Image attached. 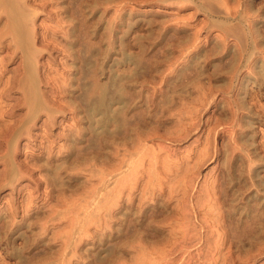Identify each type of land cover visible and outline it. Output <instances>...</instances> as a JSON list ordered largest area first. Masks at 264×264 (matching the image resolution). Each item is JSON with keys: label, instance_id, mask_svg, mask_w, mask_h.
I'll return each mask as SVG.
<instances>
[{"label": "rangeland", "instance_id": "374dc122", "mask_svg": "<svg viewBox=\"0 0 264 264\" xmlns=\"http://www.w3.org/2000/svg\"><path fill=\"white\" fill-rule=\"evenodd\" d=\"M32 1L27 0V2H26V0H25V2H24L21 0V3L22 2L25 3V5H26V7L24 6L25 10H26V8H28V9L31 8L30 9L31 11H32V9L34 10V11H32L33 13L30 11V13H28V14L31 16V19H32L31 21L34 20L33 21L34 22L33 27L36 29V30L34 29L35 30L34 32L35 33L37 32L36 33V39H35V46L37 49L41 50V51L38 50L39 54H37V56H38L37 57V63H35V64H36V68H37L36 69L37 78L39 79L38 90L42 95L41 100H42L44 108H42V110H38L37 113L30 119H28L26 116L24 117V115H23V112H24V114H25V112H28L27 107L25 105H22V104L18 105V102L21 100L20 91H22L21 90L22 88L21 87L19 88L18 85L15 83L16 80L21 79L24 75L22 73L23 70L21 67L24 64L23 63L24 57L19 52V50H15L13 47H11V45L13 46V43H11L8 40L10 38L9 34L8 35L6 34L5 37L3 36L4 39L3 38L0 39V42L2 40V42L0 43V48H1L0 49V58L1 57L3 58V63H0V68H1L0 72L4 71V70H5L4 72H6V73H3L1 76L0 89L2 87L1 86L2 83H4V80H6L5 82H7L9 79L10 85L13 81H14L13 84H16V85H11V87H14V88H10V90H6L7 92H5L4 95L6 96L5 98H7V99H5V100L1 99L2 103H3V101H5V103H3L2 105H3V107L5 106L4 110H6L4 112V115L2 118H3V120H7V123H8V120H10V122L12 123L11 124L9 122L10 125H8L6 133H10L11 131H15L16 134H14V132H11L12 134H10L9 137H7L8 136L7 134L5 135L7 139L8 138L10 139V142H9L10 146H9V153H8L9 160H8V158H7L8 161L6 160L7 161V168H5L6 163L4 162V159L2 161H1V159H2L3 155L6 154L8 146L3 141V139H5V136L3 135V137H2L0 135V138H2V139H0V142L2 141L0 143V145H1L0 148L2 147V149H3V150L0 149V152H1L0 153V172H1L0 173V175H1L0 176V185H2V186H0V264H19V263L22 264L21 260H23V264H62V263L64 264V262H65V264H264V63H263L264 62V53H263L264 51H262V50H264V0H239V1L238 0H224V1L223 0H215V1L214 0H206V1L205 0H185L184 2H187V4L184 3L182 0H180V1L179 0H176V1H174V0H171V1L170 0H112V1L107 0V2H106V0H104L105 2H103V0H93V1L92 0H87V1L83 0V1H81L82 3H80L81 6L79 5V2H78L80 0H32ZM181 1L183 2V4L178 3ZM207 1L208 2L211 1L210 3L213 4L215 7L217 5L219 6V4L216 5V3L220 2V3L224 4V5L220 4V7L222 5L221 8L219 7L220 8L219 10L221 12H219V10L217 8L218 6H217L216 7V10H217L216 13H212L210 8H208V5L205 4V2H207ZM28 2L30 4H28ZM77 2H78V4H77ZM200 3H203L202 7L200 6ZM236 3H237V5H236ZM105 4L107 7L105 6ZM126 4H128V5H126ZM225 5H226V7H225ZM122 6H123V8H122ZM79 8H80L81 12H79ZM116 8L118 9V11ZM223 8H226L228 10L223 9ZM222 11H223V13H222ZM26 12H27V10H26ZM115 13H118V14H115ZM225 13H228V14H225ZM2 15L3 16L1 17V21H0V28L1 29H3V25L5 24V20H6L5 14L3 13ZM179 15L183 16V17H180ZM115 16H118V17L115 18ZM174 16H175V20L173 21ZM184 16H185V18H184ZM99 17H101L102 19L101 18L99 19ZM191 17H193V18H191ZM159 19H163V20L165 19V20L161 21ZM176 19H177V21H176ZM240 19H242V20H240ZM3 20H4V22H3ZM156 20H158V21H156ZM166 20H167V23H166ZM170 20H172V21H170ZM225 21L226 22L228 21L227 24ZM149 22H151V23H149ZM154 22H156V23H154ZM162 22H163V24L165 22L166 25L161 24ZM180 22H181V26H180ZM82 23L85 24L84 27L82 26L83 25ZM168 23H170V24H168ZM176 23L179 25H177ZM149 24L152 26H150ZM158 24H160V25H158ZM184 24H185V26H184ZM200 24H202V25H200ZM86 26H87V28H85ZM161 26L164 28H162ZM173 26L174 27L176 26V27L172 28ZM193 26L196 28L194 29ZM228 26H229V28H228ZM237 26H238L239 30L236 28ZM240 26L242 27L241 29H240ZM184 27H186V28H184ZM199 27L201 28V30ZM81 28H83V29H81ZM230 28H231V30H230ZM153 29H155V30H153ZM188 29H190V31ZM192 29L196 30V32L193 31ZM232 29H233V31L234 30L235 31L233 32ZM81 30L84 32L81 33ZM159 30H161V31H159ZM236 30H238L237 33H236ZM240 30L242 33L240 32ZM248 30H249V33H248ZM227 31H229L231 34ZM243 31H245V32H243ZM156 32L158 33L157 35H156ZM188 32L190 33L189 34L190 36L188 35ZM192 32H193V34H192ZM222 32L225 34H223ZM238 32L240 35H237ZM252 32H254L255 34L257 33L258 35L257 34L255 35ZM83 33L86 34L87 37H86V35L84 37ZM179 33H181V34H179ZM243 33L244 34L246 33V36H244ZM149 34L152 35L153 37L155 36V38H152V36H150ZM173 34H176L177 37H175L176 35L174 36ZM184 34H185V36H184L185 40L184 41H186L185 43L189 44V42H190V45H188V46L183 41V39H184L183 35ZM196 34L198 36H196ZM82 35H83V37L81 38ZM147 35H149V36H147ZM178 35L180 37L182 35V37H181L182 39ZM186 35H188L190 38L189 37L186 38ZM194 35L196 37H194ZM231 35H234V36H231ZM235 35H237V36H235ZM72 36H75L77 38L72 37ZM157 36H158V38H157ZM171 36H172V38H171ZM173 36H174V38H173ZM191 36L193 37V39H195V38L197 39V40H195V42H194V40H192L194 44L193 43L191 44V42H192V41H190L192 39ZM50 37H52V39ZM258 37H260L261 39ZM165 38H167V39H165ZM236 38H238L239 40ZM249 38H250V40H249ZM255 38H257V39L255 40ZM82 39L83 40L86 39L87 43L81 44L82 42L85 41V40L82 41ZM179 39H181V40H179ZM10 40H11V38H10ZM48 40H50V41H48ZM79 40H80V42H79ZM3 41H5V42H3ZM88 41H90L91 44H90V42L88 44ZM172 41L174 43H176V41H177L176 44L179 43V45H182V44L183 45L182 46L177 45L176 46L177 48H175V46H174L175 44ZM241 41H242V43H241ZM52 42H54V43L52 44ZM78 42H79V44H81L82 47H80V45L78 46ZM9 43H11V44L9 45ZM55 43H57V44H55ZM76 43H77V46L80 48H78L76 46ZM5 44H8V45H5ZM84 44H86V45H84ZM95 44H97V45H95ZM140 44L141 45L143 44V45L141 46ZM256 44H258V46ZM108 45H109V47H108ZM168 45H169V47H168ZM88 46L90 48L92 46V48H91L92 51H90V48ZM64 47H65V49H64ZM140 47H143V49H141ZM178 47H180V48H178ZM194 47H195V49H194ZM257 47H259V48H257ZM82 48L85 51L88 49V51L85 52L87 54L89 52L93 53V56H91L90 53L88 55L83 53L86 56H89V57L91 56V58H92L91 59V58H88L85 56L86 60L88 59L87 62L84 61L85 63H87L86 65L83 62V60H82V62L80 61L83 58H79V57H81L79 54L82 53L81 52ZM96 48H99V49H96ZM183 48H184V51H183ZM223 48H224V50H226L225 51L226 53L224 52ZM11 49L12 50L14 49V50L12 51ZM93 49H96V50L94 51ZM190 50H194V51H190ZM206 50L211 52V53L207 52ZM212 51H213V53H212ZM15 52H17V54H15ZM95 52H97V53H95ZM179 52H181V53H179ZM215 52H219V53H215ZM241 52H243V53H241ZM186 53H188V54H186ZM163 54H164V56H163ZM197 54H198V56H197ZM211 54H214V55H211ZM18 55H20L19 56L20 58L18 57ZM179 55L180 56L182 55V58ZM176 57H178L179 59ZM95 58H96L97 63H96V61H94ZM166 58H168V59L170 58V59L168 60ZM205 58L207 60H205ZM239 58L241 60H239ZM6 59L9 61L6 62ZM197 59H199L198 62L196 61ZM166 60L169 62H167ZM93 61L95 63V66H94ZM124 61H126V62H124ZM89 62L91 63L90 65H88ZM254 63H256V64H254ZM68 64H69V66H68ZM70 64H72V65H70ZM97 64L98 65L100 64V66H98ZM91 65L94 67H91ZM134 65L136 66V70H138V71L134 70V68H135ZM145 65H146V68H145ZM84 66H85V68H89L87 70L91 69L92 74L89 71L88 72L90 73V75L86 74L87 71H85L86 69L84 68ZM137 66H139V67H137ZM143 66H144V68H142ZM94 68L97 72L94 70ZM231 68L233 69V71ZM79 69L81 71H85V72H81ZM147 69H149V70H147ZM255 69L257 71H255ZM258 69H259L260 73H259ZM17 70L19 72L20 71L21 72L19 73ZM194 70L195 71L197 70V72H195ZM261 70L263 71V73ZM185 71L188 72V74ZM219 71H220V75H216V73L219 74ZM15 73L19 74L18 75L19 77L17 75H15ZM82 73H84L85 76L83 75V77H85V78L82 77ZM135 73H137V74H135ZM198 73H200V75H198ZM261 73H262V75H261ZM49 74H51V75H49ZM121 74H123L124 76L122 75L123 76L122 77ZM129 74H131V75L135 74V75H133V77L130 75L132 77V78H130ZM208 74H209V76H208ZM91 75H94V76H92V79H91ZM116 75H118V76L120 75V76L118 77ZM192 75L194 76V78L196 80L193 78ZM212 75H214V76H212ZM79 76H80V78H79ZM135 76H137V77H135ZM181 76H184V77H181ZM198 76H200V77H198ZM7 77H8V79H6ZM114 77L116 78L117 81L115 80ZM124 77H126L125 80H124ZM44 78H46V79H44ZM121 78H122L123 82H121L122 81ZM138 78H139V80H138ZM180 78H181V80H180ZM87 79L91 80V81H89L90 83L87 81ZM94 79H96V80L94 81ZM77 80H80V81L85 80V82L79 83V81H77ZM129 80L130 81L134 80V82H130ZM164 80L166 83L164 82ZM168 80H172L170 82V84H169ZM173 80L176 84L179 82L177 84L179 86L184 81H185V83L187 81V84H185V83L182 84V85H184V87L183 86L180 87L181 89L183 87V89H182L183 91L181 90L183 93L179 91L180 90L179 86L177 87V85L173 82ZM57 81L60 83H58ZM111 81H113V82H111ZM127 81H129L130 83H128ZM190 81H191L192 85L190 84ZM91 82H93V84ZM115 82L118 83L119 85H117ZM125 82H126V84H125ZM78 83L80 86H82L81 88H79L80 86L78 85ZM85 83H87L88 86H90L91 84L93 86H95L96 84H98V85H96L97 88H96V86L95 87L90 86L88 88V86L85 85ZM94 83H95V85H94ZM114 83H115V85H113ZM132 83L134 84L133 85L134 88L132 86ZM171 83H173V84H171ZM60 84H62V85L64 84L63 86H65V84H68L69 86L66 85L65 88L62 86L63 88H61ZM81 84H84L88 90L84 87V85H81ZM99 84H101V85H99ZM193 84H195V85H193ZM200 84H203V85H200ZM40 86H41V88H40ZM100 86H101V88H100ZM227 86H228V88H227ZM57 87H60V88L57 89ZM66 87H67V89H66ZM83 87L85 88V90H83ZM128 87H129V89H128ZM169 87L172 89H170ZM98 88H100L99 89V95H98V93L97 94L95 93L98 91ZM173 88L174 89L176 88L177 90L173 91V93H172ZM80 89H82V90L80 91ZM89 89L92 90V92ZM102 89H103V91H102ZM109 90L110 91L112 90V91L109 92ZM128 90H131V91H128ZM44 91H47V92H45V94H44ZM48 91L50 94L52 91H54V92H52V93H54V95L51 94V96H50ZM83 91H84V93H83ZM113 91H115V92H113ZM177 91H179L180 93ZM103 92L105 94H108L109 96L113 92L117 96L120 95V97L123 98V100L125 99L124 101L130 100L129 102L127 101L129 104L127 102H123L122 105H121V103H118L115 101L109 103L110 110L112 109L111 111H117L118 118H119L118 120H120V119L121 120H127L129 118V116H133V115L134 116L132 117V119L135 118V119H133L134 121L130 119L131 117L128 119V121L129 120L131 121V122L129 121L130 122L129 124L133 125V122H134L135 125H133V126L129 125L128 122L126 124V121H125L124 123L127 125L125 127V126H123L124 123H122L123 124L122 125L121 120L119 121L120 124L122 125V126H120V127H122V128H120L121 130L130 131L132 128L134 130H131L130 132L127 131V133L123 131L121 134H113V133L107 131V132H109L108 134L111 135V137H108V139L111 138L110 141L108 140L107 142H104V141L102 142L100 137L97 136V134L98 133L100 134L102 129H105V128H107V130H109L111 128L110 131L113 132V128L115 129V127L112 125H115V123L114 124L108 123L109 125H107V126H109V128L106 126H103L102 122H99V118H100L101 114L100 113H98V114L92 113L93 109L91 106H94V105L93 104L89 105L92 102L91 99H93L95 97V94L100 96L101 94H103ZM118 92H119V94H118ZM167 92H169V93H167ZM174 92H176V93H174ZM202 92H203V94L201 95ZM258 92H260V93H258ZM46 93H47V96H46ZM55 93H56V95H55ZM65 93H67V94H65ZM91 93H92V95H91ZM154 93H157V95ZM223 93H224V95H223ZM237 93H239V94H237ZM6 94H8V95H6ZM161 94H163V95H161ZM165 94H166V96H165ZM43 95H44V97L46 96V98L48 99V102H47L46 98H43ZM123 95H124V97L126 96L127 99H126V97L125 98L122 97ZM167 95L169 98H171V100H170L171 102L169 101ZM199 95H201L200 97L203 98L202 99L203 100L202 106H199V102L201 101L200 100L201 98L199 97ZM54 96L56 98H54ZM73 96H75V98L77 100H75V98ZM77 96H79V97H77ZM83 96L84 97L87 96L86 97L87 99L86 98L84 99ZM128 96H130V98ZM138 96H140V97H138ZM157 96L160 98L157 99ZM182 96H183V99L181 100ZM16 97H18L20 99H18ZM51 97H53L57 102L59 100H61V101H59L57 104V102ZM132 97L135 98L134 99L135 101L132 100L133 99ZM143 97H145V98H143ZM151 97H152V99H150ZM164 97L166 99H168V102L166 99H164ZM184 97H186V99ZM57 98H59V100H57ZM72 98H73V100H72ZM178 98L180 101L178 100ZM49 99H53L56 103L55 105H57V106L59 104L60 105L62 104V105L61 106L59 105L60 107L56 108L57 106H54V103H53L54 101L49 100ZM143 99H145V100L149 99V103L147 102L148 100H146L147 103H145L143 101ZM156 99L159 101H157ZM160 99L162 100V102ZM173 99H174V102H173ZM195 99H196V101H195ZM78 100H79V102L80 101L81 102L78 103ZM87 100L90 101L88 104L84 102ZM165 100H166V103H164ZM15 101L17 103H15ZM177 101H178V104H177ZM186 101L187 102L190 101L191 103L190 102L187 103ZM234 101L235 102L240 101L241 103L240 102L239 103L241 106L239 105V103H235ZM137 102H139L140 105H138L139 103L137 104ZM193 102H196L197 104H195V103L193 104ZM6 103H8V104L10 103L13 105H10V104L8 105ZM81 103L85 107L82 106ZM124 103H125V105H124ZM130 103H131V105H130ZM160 103L163 104V106ZM180 103H181V105H180ZM242 103L245 106L244 105L242 106ZM86 104L91 108L90 109H89V107L87 108ZM115 104L120 109H118V107ZM152 104H154V105H152ZM155 104H157L159 107ZM73 105L75 107L79 105L80 107H78V109H77ZM123 105L125 106V108L128 107L126 114L124 112L122 114V110H123L122 108H124ZM127 105H130V106H127ZM133 105H135V107H136L135 109H137L138 112L141 110L140 113H136L137 111L135 109H132ZM195 105H197V106L195 108V112H193L194 111L193 108L195 107ZM200 105H201V102H200ZM15 106H19V107L15 108ZM66 106H68V107H66ZM191 106H194V107L192 108ZM231 106H233V107H231ZM235 106H236V108H235ZM238 106H240L242 108H239ZM49 107H52V109H50ZM53 107H55V108L53 109ZM82 107H83V109H82ZM143 107H144V110H143ZM152 107H154V110L155 109L156 110L154 111ZM84 108H87V109L85 110ZM115 108H117L118 110ZM147 108H149V109H147ZM159 108H160V110H158ZM174 108H176V109H174ZM88 109L91 112V114L89 111H87ZM76 110H77V114H76ZM82 110H84V111H82ZM189 110H191L192 112H190ZM8 111H9V113H8ZM11 111L13 112V114ZM46 111L48 114L45 113ZM129 111L130 112L132 111L133 113H130ZM151 111H154V112H151ZM156 111H157V114H156ZM165 111L167 114L165 113ZM196 111H198V112H196ZM84 112L85 113L89 112V113L85 114ZM6 113H8L11 116H9ZM83 113L85 115H83ZM149 113H151L152 116L154 114V119L151 116V114L149 115ZM71 114L74 118L71 116ZM87 114H89V119L90 118L92 120L94 118L96 119V120L95 119L93 120V125L91 122L92 120L90 119L91 120L90 121L88 119ZM143 114L145 115V117ZM20 115H23V116H20ZM121 115L125 116V117L128 116V117H126V119H125V117H123V119H122ZM135 115H137V116H135ZM148 115L151 117H149ZM176 115L180 118V120L182 118H184V116H185V118H184L185 121L182 123L183 126L181 124L183 119H182V121H180ZM83 116L84 117L86 116L85 120H84ZM98 116H99V118H98ZM160 116H163V117H160ZM20 117H21V119H23V117H24V119L21 120ZM81 117L83 120L81 119ZM92 117H94V118H92ZM136 117H138V119ZM13 118L16 120H14ZM86 118L88 119V121ZM141 118H145L146 121L144 119H141ZM148 118H149V120H147ZM160 118H162V119H160ZM153 120H157V121L153 122ZM190 120H192V121H190ZM14 121L15 122L17 121L16 123L20 124V125L16 126L17 124ZM137 121H140V122L138 123ZM177 121H180L179 122L180 124L177 123ZM87 122H89V123H87ZM135 122H137L138 124H136ZM144 122H146V124H148L150 131L148 128H145L146 131H145V129L141 130L140 126L142 128L147 127V125L144 124ZM149 122H151V124H152L151 126H150ZM156 122H159V123H156ZM98 123H100L101 125H99ZM140 123L142 125H140ZM174 124H175V126H174ZM191 124H192V126H191ZM12 125H15V126L12 127ZM90 125L92 126V130H90L91 129ZM100 126H101V128H100ZM190 126L192 127L193 130L191 129ZM9 127H12V129H14V130H12L11 128L9 129ZM188 127H190V128H188ZM30 128H31V130H29ZM83 128H85V130ZM93 128H94V130L97 128H100V131H98L96 133L97 130H95V132H94ZM19 129H20V131H19ZM135 129H137V131ZM138 129H140L141 132H143L142 135L139 134L141 132L138 131ZM178 129H179V132H178ZM9 130H10V132H9ZM23 130H24V133H22ZM80 130H82V132ZM26 131H27V134L25 133ZM91 131H93V132L91 133ZM133 131H135L136 133ZM184 131L186 133H184ZM89 133L92 135H90ZM128 133L130 135L127 136L128 138L126 139L125 137ZM179 133L181 134V137H180ZM20 134L22 136H19ZM77 134H79V135H77ZM133 134H135V136H133ZM143 134H145V135L143 136ZM148 134L151 137H147ZM151 134H153V135H151ZM65 135H67V136H65ZM116 135H118V136H116ZM136 135L137 136L139 135L138 139H140V140L143 139L142 136L144 137L143 141L141 140L143 143L145 141L144 145L140 144L138 142L140 140H138L136 138L137 137ZM34 136H36V137H34ZM95 136H97L98 138L97 137L95 138ZM115 136L117 137L118 140L116 139ZM132 136L134 137V139H132L133 138ZM114 138L117 140V142L115 141ZM130 138L134 142L132 140H130ZM178 138H180V139H178ZM88 139H90V140H88ZM92 139H96L95 142H97L98 145L94 144V140L92 141ZM121 139L122 140L125 139L124 141H126V140H128V141L124 142ZM135 139H136V141L138 140L137 142L140 145L136 144L137 146H135V144H133V143H137L135 141ZM111 140H113L112 143H111ZM84 141L86 142V145H88V146H86L84 144L85 143ZM89 142L92 143L93 146L97 145L100 148L96 147V150H94L95 147L93 148V146H90L92 144L89 145ZM114 142H116V143H114ZM119 142H121L123 145L125 143L127 147L122 146V144ZM17 143H18V145H17ZM49 143L52 145H49ZM99 143H100V145H99ZM104 144L107 146H105ZM128 144L130 147L128 146ZM130 144H132V146ZM43 145H45V148H43L44 147ZM47 145H49V146H47ZM68 145H69V148H68ZM71 145H73V146H71ZM52 146H54V147H52ZM134 146H135V148H134ZM49 147L52 149H50ZM55 147H56V149H55ZM61 147L63 148L64 152H62ZM77 147L78 148L80 147V149H79L80 151L82 150V147L85 149L87 148L86 153H84L85 152L84 149H83L84 151L83 150L81 152L78 151ZM102 147L105 148L106 151ZM107 147H108V150H107ZM112 147H114V149ZM123 147L128 151L126 152ZM137 147H140V148H137ZM13 148H15V149H13ZM143 148H144V150H143ZM45 149H47V150H45ZM64 149H66V150H64ZM89 149H92V150H89ZM98 149L99 150L103 149L104 151L100 150V152H99ZM109 149H112V151L116 150L115 154H116L117 149H118L119 150L118 152L122 153L121 154L122 160H121L120 155L118 153H117V155H119V157H117V155H115V154L114 155L112 154L113 155L112 156L111 153H113L114 151L110 152L111 150H109ZM130 149L133 151V153ZM150 149L153 150L154 153H151L153 151H151ZM137 150H138V152H137ZM149 150H150V153L148 154ZM201 150L204 151V153ZM50 151L51 152L53 151L54 152V153L52 152L53 155L54 156L56 155V156L54 157L52 155V153H50ZM145 151H147V153ZM48 152H49L50 158H52L51 161L56 162V163L51 162L52 164H54L55 166L56 165L59 166V164H60L58 162L59 157H60L59 159H61L59 161L62 162V164L64 163L63 165L60 164L61 167L63 166L62 169L59 171L60 175H58V174L55 176L53 174L50 175L49 172H46V170H44L45 168L44 169L41 168L43 166V164L46 165L47 160L49 161V159H50L49 156L47 155ZM56 152L59 154H57ZM107 152H109V155ZM42 153H44L46 155H43ZM75 153H76V155H75ZM105 153H107L106 156H105ZM141 153H142V155H145L146 157L142 156ZM82 154H84V155H82ZM152 154H153V156H152ZM110 155L113 158L110 157ZM125 155H127L128 157H125ZM136 155H137V157L140 158L139 162H143L142 164L140 163L142 168L144 167L143 169L142 168L140 169L141 166L139 165V162L137 161L138 158L136 157ZM157 155L160 157L161 160L159 159V157ZM100 156H103V157L100 158ZM108 156L111 159H109ZM114 156H116V157H114ZM28 157L31 159L33 158V159L31 160ZM46 157L49 159H47ZM91 157H93V158H91ZM104 157H106L105 158L106 160H104L105 165H104V162L102 161ZM124 157H125V159L128 158L129 162L126 161L124 159ZM197 157L199 158V160ZM15 158L18 161L15 160ZM38 158H39V160H38ZM63 158H64V160H63ZM84 158L87 160H85ZM117 158L119 159L118 162H116L118 160ZM133 158H135V159H133ZM170 158H172V159H170ZM55 159H56V161H55ZM146 159H147V161H146ZM29 160L33 161V163L35 162L34 164L36 166L31 162L29 164ZM40 160H42V161H40ZM45 160H46V162H43ZM107 160H108V164H111L110 163L111 160H112V163L116 160L115 161L116 163H113L114 166L110 165L112 167L111 170H110V167L108 170L109 165L106 163ZM120 160L122 162V165L124 164L126 167L124 165H123L124 167L122 165H120L121 164ZM124 160L128 163L125 164L126 162ZM134 160H136V162L138 163L137 166H135L136 162H134ZM143 160L146 162H148V160L149 161L151 160V162L146 163ZM152 160L155 161L154 162L155 164L153 163ZM162 160L164 161V163ZM166 160H167V163L165 164ZM200 160H202V161H200ZM66 161H67V163H66ZM70 161H72V162H70ZM159 161H160L162 166L164 165L166 167L159 166L160 165V164H158ZM202 162H203V164H202ZM17 163H19V165H21V166L19 167V165ZM41 163H42V165H40ZM69 163H71V164H69ZM77 163H79V164H77ZM131 163L135 164L134 167H137V168L136 169L133 168ZM8 164H10V165L8 166ZM24 164L26 166H29V167H27V168L24 167L25 166ZM167 164H169L170 167L173 166L174 168L172 167L170 170V167H168ZM189 164H190V166H189ZM32 165H34L33 166L34 168L32 167ZM37 165L38 166L40 165V167L37 168ZM66 165H68V168L71 167L70 171L68 168H67V170H65ZM115 165H117V166L115 167ZM118 165L120 168L118 167ZM129 165L131 166L132 169H130ZM152 165L154 168L151 167ZM22 166L24 169H27V172L23 171L24 169L22 168ZM74 166H75V169H74ZM104 166L107 167V170L111 171V172H112L113 167H114V170H113L114 174L106 171L105 170L106 168ZM145 166H147V168ZM8 167L10 168V170H7ZM121 167H122V170H119V169H121ZM156 167H158V169ZM159 167L161 168V170ZM248 167H250V168H248ZM21 168L23 170H21ZM30 168H32L34 170L33 171L30 170ZM148 168H149V170L153 169L154 171H156V173H153L155 175L150 174L153 172L152 170H150V171H152L150 173H148V172L146 173L144 171V170L149 171ZM163 168L165 170H163ZM167 168H169V170ZM72 169H74L75 171ZM185 169H187V171ZM228 169H229V171H228ZM5 170H6V173H5ZM28 170H29V173H28ZM128 170L129 171L132 170L134 173V176L132 174V171L129 172ZM159 170L161 171V176H159L160 175ZM174 170L178 173H176ZM181 170H182V172H181ZM8 171H10V172L8 173ZM114 171H117V172H114ZM141 171H143V172H141ZM168 171H171V173ZM172 171H173V173H172ZM102 172H103V174H102ZM107 172L110 174H108ZM127 172H129L128 174L131 173L133 176L131 179L130 175H129L130 177L128 178V176H127L128 174L127 175L125 174L126 178H128V181H126L124 179V177L123 178L121 177V174H124ZM135 172H137L136 176H135ZM157 172L159 174H157ZM164 172H166V173H164ZM142 173H143L144 179H143V177H139L140 174H141L140 176H142ZM163 173L165 175H162ZM48 174L50 177H48ZM144 174L149 175V176L147 177ZM175 174H176V176H175ZM115 175H116V177H115ZM157 175L159 177H157ZM5 176L10 177V181L7 180L5 182V184H3ZM21 176H22V178H21ZM51 176H52V178H51ZM53 176H54V178H53ZM58 176H60V177H58ZM122 176H124V175H122ZM145 177H147L148 181L145 180ZM155 177L157 179H154ZM46 178H51L54 180L56 178L57 179L54 182V180L50 181V179L48 180ZM168 178L169 179L171 178V179L169 180ZM120 179L125 180V183H126L125 186L124 185L122 186L124 181H123V183L121 182V184H119V185L117 184V182H119ZM149 179H151V180L149 181ZM237 179H239V180H237ZM133 180L135 181L136 184L133 183L134 182ZM182 180H183V182H182ZM130 181H132V182H130ZM168 181L170 183H168ZM47 182H49V184ZM51 182H53V183H51ZM144 182H146L147 184L149 182V185L152 187H150L149 185L147 186L146 183H145L146 186H145V184L143 185ZM159 182H160V184L162 182V185H160ZM171 182H173V183H171ZM56 183L58 184V186H55ZM128 183H130V184L128 185ZM131 183H132V185L135 184L136 187L134 185H133L134 187L133 186L129 187L131 185ZM53 184H54V186H52ZM67 184L70 185L69 188H68ZM120 185H121V187L119 188L118 186H120ZM153 185H154V189H153ZM112 186L114 187V191H112L113 190ZM141 186H142V188L144 187L143 189H145V187H146L148 189V193H147V189L144 192V190L141 188ZM54 187H56V188H54ZM162 187L164 190L162 189ZM122 188H125V190L123 189V191H122ZM128 188H130V190ZM151 188H152L153 192L151 191ZM155 188H156V190H155ZM115 189H117L119 192L121 191L120 193H122V194H119V192H117ZM106 190H108V191H106ZM109 190L111 191L110 193H109ZM139 191H140V193H139ZM141 191H142V193H141ZM157 191H158V193H156ZM168 191H172V192L174 191L175 193L168 192ZM106 192H108V193L106 194ZM126 192L127 193L131 192V193H128L129 194L128 195ZM143 192L146 194H143ZM59 193H61V195ZM64 193H67V194L65 195ZM124 193H125V196H124ZM25 194H27V195H25ZM57 194L59 196H57ZM140 194L142 195V197H144V195H145V197H144L145 199L142 197H139ZM155 194L156 195L158 194V195L156 196ZM121 195H123V196H121ZM127 195H128V197H130L129 199L131 201L128 200V197L126 198ZM105 196H106V198H105ZM137 196L139 197V199L137 198ZM235 196H236V198H235ZM29 197H30V199H29ZM133 198H134V200H133ZM140 198H141V200H143V202L141 201L143 204H141V202L139 201ZM109 201H110V203H109ZM115 201H116V203H115ZM26 202H28V203H26ZM105 203L107 206L105 205ZM129 203H131V204H129ZM137 203H139V204H137ZM51 204H53V205H51ZM114 204H116V205H114ZM137 206H139V208ZM252 206L255 207V210H252L253 209ZM125 207H126V209H124ZM127 208H129V209H127ZM139 209L144 210V212H143L144 214ZM217 209H219V210H217ZM251 211H253L254 213ZM255 211H256V213H255ZM56 213H58V214H56ZM107 213H110V214H107ZM215 213L217 215H215ZM254 214H255V216H254ZM261 214H263V215H261ZM105 216H109L110 218L107 219V217H105ZM252 218H254V219H252ZM52 219H53V221H52ZM126 219H128V220H126ZM54 220H55V222H54ZM259 220H260V222H259ZM39 221H41V222L39 223ZM181 222L183 223V225ZM43 223H45V224H43ZM206 223H208V224H206ZM64 224H66V225H64ZM252 225H253V227H252ZM255 225H257V226H255ZM40 229H41V231H40ZM241 229L243 231H241ZM244 231H248V232H244ZM19 233H20V235H19ZM194 233H195V235H194ZM185 234L187 237L185 236ZM218 234H220V235H218ZM240 234L242 236H240ZM189 236H190V238H189ZM179 237H180V239H179ZM187 239H189V240H187ZM22 244H24V245H22ZM63 245H65V247ZM17 247H18V249H17ZM58 247H59V249H58ZM17 253H18V255H17ZM48 253H49V255H48ZM153 253H155V255ZM159 253H161V254H159ZM67 256L70 258H68ZM64 258H66V259H64Z\"/></svg>", "mask_w": 264, "mask_h": 264}, {"label": "bare ground", "instance_id": "6f19581e", "mask_svg": "<svg viewBox=\"0 0 264 264\" xmlns=\"http://www.w3.org/2000/svg\"><path fill=\"white\" fill-rule=\"evenodd\" d=\"M22 1L25 2V0H22ZM31 1H32V0H31ZM81 1H83V0L78 1V2H79V5H80V3H82ZM86 1H87V0H86ZM92 1H93V0H92ZM111 1H112V0H111ZM111 1H110V2H111ZM170 1H171V0H170ZM174 1H176V0H174ZM174 1H173V2H174ZM179 1H180V0H179ZM182 1L184 2L185 0H182ZM182 1H181V2H178V3H182V4H183ZM205 1H206V0H205ZM214 1H215V0H214ZM223 1H224V0H223ZM238 1H239V0H238ZM24 2L21 3V0H0V21H1V17L3 16V15H2L3 13L5 14V17H6L5 24L3 25V29L0 28V39H2V38L4 39L5 35H6V34H7V35L9 34L11 40H10V38H9L8 40H9L11 43H13V46L11 45V47H13L15 50H19V52H20V53L23 55V57H24V60H23V63H24V64H23V66L20 65V66L22 67V70H23L22 73H23L24 75H23V77H22L21 79L16 80L15 83L18 85L19 88H20V87L22 88V89H21L22 91H20V93H21V100L18 102V105H19V104H22V105H25V106L27 107L28 112H25V114L27 113L26 115H25L24 112H23V115H24V117L26 116L28 119H30V118H32V117L37 113L38 110H42V108H44V107H43V103H42V100H41L42 95H41V93H40L39 90H38L39 79L37 78V71H36L37 68H36V64H35V63H37V57H38L37 54H39V51H41V50L37 49L36 46H35V39H36V33H37V32H36V33L34 32V31L36 30V29L33 27V26H34V24H33V23H34V22H33L34 20L31 21V20H32V19H31V16L28 14V13H30V11H31L30 9H31V8H29V9L26 8V10H27V12H26V10H25L26 5H25ZM26 2H27V0H26ZM32 2H33V1H32ZM78 2H77V4H78ZM90 2H91V1H90ZM96 2H97V1H96ZM100 2H101V1H100ZM103 2H105V1L103 0ZM106 2H107V0H106ZM118 2H119V1H118ZM152 2H153V1H152ZM210 2H211V1H210ZM210 2L207 1V2H205V4L208 5V8H210V10H211L212 13H216V11H217V10H216V7L218 6L217 4H219V6L217 7L218 10L222 7V5H224V4H222V3L219 2V3H216L217 6L215 7V6H214L213 4H211ZM221 2H222V1H221ZM23 3H24V4H23ZM97 3H98V2H97ZM113 3H114V2H113ZM120 3H121V2H120ZM126 3H127V2H126ZM136 3H137V2H136ZM166 3H167V2H166ZM184 3L187 4V2H184ZM213 3H214V2H213ZM224 3H225V2H224ZM253 3H254V2H253ZM28 4H30V3L28 2ZM83 4H84V3H83ZM182 4H181V5H182ZM188 4H189V3H188ZM214 4H215V3H214ZM220 4H222L221 7H220ZM89 5H90V4H89ZM126 5H128V4H126ZM236 5H237V3H236ZM24 6H25V7H24ZM40 6H41V5H40ZM80 6H81V5H80ZM100 6H101V5H100ZM105 6H106V4H105ZM123 6H124V5H123ZM123 6H122V8H123ZM178 6H179V5H178ZM200 6L202 7V6H203V3H200ZM242 6H243V5H242ZM50 7H51V6H50ZM70 7H71V6H70ZM106 7H107V6H106ZM110 7H111V6H110ZM115 7H116V6H115ZM118 7H119V6H118ZM204 7H205V6H204ZM219 7H220V8H219ZM223 7H224V6H223ZM225 7H226V5H225ZM240 7H241V6H240ZM246 7H247V6H246ZM80 8H81V7H80ZM80 8H79V12H81V11H80ZM90 8H91V7H90ZM181 8H182V7H181ZM205 8H206V7H205ZM244 8H245V7H244ZM248 8H249V7H248ZM252 8H253V7H252ZM62 9H63V8H62ZM73 9H74V8H73ZM76 9H77V8H76ZM116 9H117V8H116ZM193 9H194V8H193ZM223 9H226V8H223ZM28 10H29V11H28ZM55 10H56V9H55ZM77 10H78V9H77ZM119 10H120V9H119ZM121 10H122V9H121ZM226 10H228V9H226ZM240 10H241V9H240ZM245 10H246V9H245ZM245 10H244V11H245ZM247 10H248V9H247ZM32 11H34V10L32 9ZM32 11H31V12H32ZM51 11H52V10H51ZM105 11H106V10H105ZM117 11H118V9H117ZM117 11H116V12H117ZM76 12H77V11H76ZM121 12H122V11H121ZM209 12H210V11H209ZM219 12H221V11L219 10ZM32 13H33V12H32ZM82 13H83V12H82ZM88 13H89V12H88ZM176 13H177V12H176ZM222 13H223V11H222ZM56 14H57V13H56ZM115 14H118V13H115ZM225 14H228V13H225ZM229 14H230V13H229ZM51 15H52V14H51ZM121 15H122V14H121ZM184 15H185V14H184ZM187 15H188V14H187ZM230 15H231V14H230ZM99 16H100V15H99ZM179 16H180V15H179ZM185 16H186V15H185ZM185 16H184V18H185ZM191 16H192V15H191ZM234 16H235V15H234ZM245 16H246V15H245ZM117 17H118V16H115V18H117ZM131 17H132V16H131ZM180 17H183V16H180ZM3 18H4V17H3ZM34 18H35V17H34ZM34 18H33V19H34ZM100 18H101V17H99V19H100ZM176 18H177V17H176ZM188 18H189V17H188ZM191 18H193V17H191ZM71 19H72V18H71ZM96 19H97V18H96ZM101 19H102V18H101ZM121 19H122V18H121ZM247 19H248V18H247ZM50 20H51V19H50ZM58 20H59V19H58ZM66 20H67V19H66ZM66 20H65V21H66ZM129 20H130V19H129ZM150 20H151V19H150ZM153 20H154V19H153ZM159 20L162 21L163 19H159ZM164 20H165V19H164ZM164 20H163V21H164ZM174 20H175V16H174L173 21H174ZM191 20H192V19H191ZM209 20H210V19H209ZM219 20H220V19H219ZM224 20H225V19H224ZM231 20H232V19H231ZM240 20H242V19H240ZM67 21H68V20H67ZM109 21H110V20H109ZM134 21H135V20H134ZM156 21H158V20H156ZM161 21H160V22H161ZM170 21H172V20H170ZM170 21H169V22H170ZM176 21H177V19H176ZM3 22H4V20H3ZM94 22H95V21H94ZM160 22H159V23H160ZM225 22H226V21H225ZM227 22H228V21H227ZM227 22H226V24H227ZM64 23H65V22H64ZM92 23H93V22H92ZM96 23H97V22H96ZM117 23H118V22H117ZM136 23H137V22H136ZM149 23H151V22H149ZM154 23H156V22H154ZM166 23H167V20H166ZM82 24H83V23H82ZM82 24H81V25H82ZM113 24H114V23H113ZM161 24H163V22H162ZM164 24H165V22H164ZM164 24H163V25H164ZM168 24H170V23H168ZM176 24H177V23H176ZM182 24H183V23H182ZM193 24H194V23H193ZM203 24H204V23H203ZM237 24H238V23H237ZM237 24H236V25H237ZM84 25H85V24H83L82 26L84 27ZM116 25H117V24H116ZM128 25H129V24H128ZM149 25H150V24H149ZM158 25H160V24H158ZM165 25H166V24H165ZM177 25H179V24H177ZM200 25H202V24H200ZM62 26H63V25H62ZM82 26H81V27H82ZM129 26H130V25H129ZM150 26H152V25H150ZM180 26H181V22H180ZM180 26H179V27H180ZM184 26H185V24H184ZM187 26H188V25H187ZM195 26H196V25H195ZM118 27H119V26H118ZM157 27H158V26H157ZM161 27H162V26H161ZM165 27H166V26H165ZM175 27H176V26H175ZM175 27L173 26L172 28H175ZM189 27H190V26H189ZM193 27H194V26H193ZM193 27H192V28H193ZM200 27H201V26H200ZM200 27H199V28H200ZM50 28H51V27H50ZM85 28H87V26H86ZM128 28H129V27H128ZM162 28H164V27H162ZM184 28H186V27H184ZM190 28H191V27H190ZM195 28H196V27H194V29H195ZM228 28H229V26H228ZM233 28H234V27H233ZM236 28L238 29V26H237ZM241 28H242V27L240 26V29H241ZM34 29H35V30H34ZM81 29H83V28H81ZM141 29H142V28H141ZM150 29H151V28H150ZM181 29H182V28H181ZM194 29H192V30L196 32V30H194ZM197 29H198V28H197ZM256 29H257V28H256ZM66 30H67V29H66ZM127 30H128V29H127ZM138 30H139V29H138ZM153 30H155V29H153ZM157 30H158V29H157ZM172 30H173V29H172ZM174 30H175V29H174ZM177 30H178V29H177ZM188 30L190 31V29H188ZM188 30H187V31H188ZM200 30H201V28H200ZM217 30H218V29H217ZM230 30H231V28H230ZM238 30H239V29H238ZM238 30H236V33H237ZM159 31H161V30H159ZM232 31H233V29H232ZM234 31H235V30H234ZM234 31H233V32H234ZM257 31H258V30H257ZM67 32H68V31H67ZM82 32H84V31L81 30V33H82ZM128 32H129V31H128ZM153 32H154V31H153ZM174 32H175V31H174ZM176 32H177V31H176ZM227 32H229V31H227ZM233 32H232V33H233ZM240 32H241V30H240ZM243 32H245V31H243ZM258 32H259V31H258ZM52 33H53V32H52ZM79 33H80V32H79ZM185 33H186V32H185ZM222 33H223V32H222ZM229 33H230V32H229ZM241 33H242V32H241ZM248 33H249V30H248ZM252 33L255 34L254 32H252ZM62 34H63V33H62ZM69 34H70V33H69ZM83 34H84V33H83ZM150 34H151V33H150ZM150 34H149V35H150ZM154 34H155V33H154ZM157 34H158V33L156 32V35H157ZM177 34H178V33H177ZM179 34H181V33H179ZM189 34H190V33L188 32V35H189ZM192 34H193V32H192ZM192 34H191V35H192ZM197 34H198V33H197ZM197 34H196V36L199 35V34H198V35H197ZM223 34H225V33H223ZM230 34H231V33H230ZM243 34H244V33H243ZM256 34H257V33H256ZM256 34H255V35H256ZM55 35H56V34H55ZM67 35H68V34H67ZM70 35H71V34H70ZM74 35H75V34H74ZM85 35H86V34H84V37H85ZM149 35H147V36H149ZM164 35H165V34H164ZM173 35L175 36L176 34H173ZM188 35H186V38L190 36V35H189V36H188ZM237 35H240L239 32H238ZM237 35H235V36H237ZM241 35H242V34H241ZM257 35H258V34H257ZM261 35H262V34H261ZM3 36H4V37H3ZM44 36H45V35H44ZM51 36H52V35H51ZM64 36H65V35H64ZM75 36H76V35H75ZM75 36H72V37H75ZM150 36H152V35H150ZM168 36H169V35H168ZM174 36H173V38H174ZM178 36H179V35H178ZM184 36H185V34L183 35V37H184ZM196 36L194 35V37H196ZM231 36H234V35H231ZM231 36H230V37H231ZM244 36H246V33L244 34ZM48 37H49V36H48ZM65 37H66V36H65ZM67 37H68V36H67ZM82 37H83V35L81 36V38H82ZM86 37H87V35H86ZM144 37H145V36H144ZM144 37H143V38H144ZM175 37H177V35H176ZM179 37H180V36H179ZM179 37H178V38H179ZM181 37H182V35H181ZM181 37H180V38H181ZM191 37H192V36H191ZM223 37H224V36H223ZM239 37H240V36H239ZM252 37H253V36H252ZM256 37H257V36H256ZM50 38L52 39V37H50ZM75 38H77V37H75ZM75 38H74V39H75ZM79 38H80V37H79ZM81 38H80V39H81ZM105 38H106V37H105ZM147 38H148V37H147ZM152 38H155V36H154V37L152 36ZM157 38H158V36H157ZM169 38H170V37H169ZM171 38H172V36H171ZM189 38H190V37H189ZM258 38H260V37H258ZM51 39H50V40H51ZM53 39H54V38H53ZM69 39H70V38H69ZM86 39H87V38H86ZM86 39H84L85 41L82 39V41H84V42L81 41V42H82L81 44H83V43H87V40H88V39H87V40H86ZM165 39H167V38H165ZM181 39H182V38H181ZM181 39H179V40H181ZM221 39H222V38H221ZM228 39H229V38H228ZM236 39H238V38H236ZM242 39H243V38H242ZM242 39H241V40H242ZM256 39H257V38H255V40H256ZM260 39H261V38H260ZM6 40H7V39H6ZM8 40H7V41H8ZM50 40H48V41H50ZM76 40H77V39H76ZM100 40H101V39H100ZM136 40H137V39H136ZM173 40H174V39H173ZM175 40H176V39H175ZM179 40H178V41H179ZM184 40H185V37H184L183 41H184ZM192 40H194V42H195V40H197V39H196V38L193 39V37H192V39H191L190 41H192ZM238 40H239V39H238ZM238 40H237V41H238ZM249 40H250V38H249ZM255 40H254V41H255ZM51 41H52V40H51ZM70 41H71V40H70ZM188 41H189V40H188ZM245 41H246V40H245ZM1 42H2V40H1ZM1 42H0V43H1ZM3 42H5V41H3ZM55 42H56V41H55ZM79 42H80V40H79ZM79 42H78V46L80 45V47H82L81 44H79ZM89 42H90V41H88V44H89ZM164 42H165V41H164ZM167 42H168V41H167ZM172 42H173V41H172ZM185 42H186V41H184V43H185ZM11 43H9V45H10ZM53 43H54V42H52V44H53ZM140 43H141V42H140ZM168 43H169V42H168ZM173 43H174V42H173ZM176 43H177V41H176ZM176 43H174V44H175V45H174L175 48H177L176 46L179 45V43H178V44H176ZM180 43H181V42H180ZM192 43H193V41L191 42V44H192ZM224 43H225V42H224ZM237 43H238V42H237ZM241 43H242V41H241ZM259 43H260V42H259ZM47 44H48V43H47ZM47 44H46V45H47ZM55 44H57V43H55ZM88 44H87V45H88ZM90 44H91V42H90ZM108 44H109V43H108ZM122 44H123V43H122ZM147 44H148V43H147ZM181 44H182V43H181ZM185 44H186V43H185ZM193 44H194V43H193ZM215 44H216V43H215ZM5 45H8V44H5ZM63 45H64V44H63ZM74 45H75V44H74ZM84 45H86V44H84ZM95 45H97V44H95ZM140 45H141V44H140ZM142 45H143V44H142ZM142 45H141V46H142ZM166 45H167V44H166ZM169 45H170V44H169ZM169 45H168V47H169ZM182 45H183V44H182ZM182 45H179V46H182ZM186 45H187V46L190 45V42H189V44H186ZM197 45H198V44H197ZM213 45H214V44H213ZM223 45H224V44H223ZM256 45L258 46V44H256ZM51 46H52V45H51ZM55 46H56V45H55ZM69 46H70V45H69ZM76 46H77V43H76ZM78 46H77V47H78ZM92 46H93V45H92ZM92 46H91V48H92ZM129 46H130V45H129ZM191 46H192V45H191ZM193 46H194V45H193ZM224 46H225V45H224ZM247 46H248V45H247ZM8 47H9V46H8ZM66 47H67V46H66ZM80 47H78V48H80ZM83 47H84V46H83ZM88 47H89V46H88ZM88 47H87V48H88ZM108 47H109V45H108ZM110 47H111V46H110ZM143 47H144V46H143ZM143 47H140V48L143 49ZM149 47H150V46H149ZM149 47H148V48H149ZM212 47H213V46H212ZM228 47H229V46H228ZM242 47H243V46H242ZM52 48H53V47H52ZM52 48H51V49H52ZM71 48H72V47H71ZM74 48H75V47H74ZM89 48H90V47H89ZM91 48H90V51H92ZM93 48H94V47H93ZM125 48H126V47H125ZM157 48H158V47H157ZM162 48H163V47H162ZM165 48H166V47H165ZM171 48H172V47H171ZM178 48H180V47H178ZM257 48H259V47H257ZM0 49H1V48H0ZM14 49H13V50H14ZM64 49H65V47H64ZM75 49H76V48H75ZM96 49H99V48H96ZM96 49H93V50L95 51ZM138 49H139V48H138ZM181 49H182V48H181ZM194 49H195V47H194ZM210 49H211V48H210ZM221 49H222V48H221ZM226 49H227V48H226ZM11 50H12V49H11ZM13 50H12V51H13ZM38 50H39V51H38ZM145 50H146V49H145ZM185 50H186V49H185ZM208 50H209V49H208ZM213 50H214V49H213ZM215 50H216V49H215ZM217 50H218V49H217ZM219 50H220V49H219ZM223 50H224V48H223ZM227 50H228V49H227ZM71 51H72V50H71ZM83 51H84V52H83ZM86 51H88V49H87ZM86 51L82 48V50H81L82 53L79 54V55L81 56V57H79V58H83V59L80 60L81 62H82V60H83V62H84V61L87 62L88 59L86 60V57L91 58V56H93V53H90V52H89V53L91 54V56H90V57H89V56H86V55H85V54H87V53H85ZM97 51H98V50H97ZM99 51H100V50H99ZM103 51H104V50H103ZM183 51H184V48H183ZM190 51H194V50H190ZM206 51H207V50H206ZM210 51H211V50H210ZM220 51H221V50H220ZM225 51H226V50H224V52H225ZM241 51H242V50H241ZM262 51H264V50H262ZM141 52H142V51H141ZM158 52H159V51H158ZM188 52H189V51H188ZM207 52H209V51H207ZM260 52H261V51H260ZM83 53H85V54H83ZM89 53H88V54H89ZM95 53H97V52H95ZM98 53H99V52H98ZM172 53H173V52H172ZM172 53H171V54H172ZM179 53H181V52H179ZM182 53H183V52H182ZM197 53H198V52H197ZM209 53H211V52H209ZM212 53H213V51H212ZM215 53H219V52H215ZM225 53H226V52H225ZM241 53H243V52H241ZM256 53H257V52H256ZM263 53H264V52H263ZM15 54H17V52H15ZM21 54H20V55H21ZM77 54H78V53H77ZM88 54H87V55H88ZM105 54H106V53H105ZM120 54H121V53H120ZM137 54H138V53H137ZM140 54H141V53H140ZM168 54H169V53H168ZM186 54H188V53H186ZM11 55H12V54H11ZM20 55H18V57H19ZM70 55H71V54H70ZM94 55H95V54H94ZM102 55H103V54H102ZM129 55H130V54H129ZM141 55H142V54H141ZM143 55H144V54H143ZM177 55H178V54H177ZM182 55H183V54H182ZM182 55H181V56L179 55V56L182 58ZM194 55H195V54H194ZM211 55H214V54H211ZM229 55H230V54H229ZM75 56H76V55H75ZM85 56H86V57H85ZM95 56H96V55H95ZM106 56H107V55H106ZM163 56H164V54H163ZM168 56H169V55H168ZM197 56H198V54H197ZM197 56H196V57H197ZM200 56H201V55H200ZM207 56H208V55H207ZM4 57H5V56H4ZM10 57H11V56H10ZM16 57H17V56H16ZM128 57H129V56H128ZM157 57H158V56H157ZM171 57H172V56H171ZM202 57H203V56H202ZM202 57H201V58H202ZM8 58H9V57H8ZM19 58H20V57H19ZM47 58H48V57H47ZM142 58H143V57H142ZM150 58H151V57H150ZM163 58H164V57H163ZM174 58H175V57H174ZM174 58H173V59H174ZM176 58H178V57H176ZM193 58H194V57H193ZM10 59H11V58H10ZM91 59H92V58H91ZM91 59H90V60H91ZM148 59H149V58H148ZM166 59H168V58H166ZM169 59H170V58H169ZM169 59H168V60H169ZM173 59H172V60H173ZM178 59H179V58H178ZM178 59H177V60H178ZM199 59H200V58H199ZM199 59H197L196 61L198 62ZM231 59H232V58H231ZM14 60H15V59H14ZM97 60H98V59H97ZM150 60H151V59H150ZM175 60H176V59H175ZM182 60H183V59H182ZM187 60H188V59H187ZM194 60H195V59H194ZM205 60H207V59L205 58ZM239 60H241V59L239 58ZM249 60H250V59H249ZM8 61H9V60L6 59V62H8ZM64 61H65V60H64ZM76 61H77V60H76ZM94 61H96V58H95ZM94 61H93V63H94ZM127 61H128V60H127ZM144 61H145V60H144ZM166 61H167V60H166ZM219 61H220V60H219ZM21 62H22V61H21ZM21 62H20V63H21ZM72 62H73V61H72ZM90 62H91V61H90ZM90 62L88 63V65H90V64L92 63V62H91V63H90ZM124 62H126V61H124ZM135 62H136V61H135ZM141 62H142V61H141ZM164 62H165V61H164ZM167 62H169V61H167ZM173 62H174V61H173ZM192 62H193V61H192ZM204 62H205V61H204ZM0 63H3V58H2V57L0 58ZM84 63H85V62H84ZM96 63H97V61H96ZM145 63H146V62H145ZM154 63H155V62H154ZM159 63H160V62H159ZM199 63H200V62H199ZM263 63H264V62H263ZM43 64H44V63H43ZM65 64H66V63H65ZM86 64H87V63H85V65H86ZM100 64H101V63H100ZM100 64H99V65L97 64V65L100 66ZM133 64H134V63H133ZM136 64H137V63H136ZM172 64H173V63H172ZM193 64H194V63H193ZM249 64H250V63H249ZM254 64H256V63H254ZM70 65H72V64H70ZM74 65H75V64H74ZM81 65H82V64H81ZM196 65H197V64H196ZM196 65H195V66H196ZM199 65H200V64H199ZM1 66H2V65H1ZM48 66H49V65H48ZM66 66H67V65H66ZM68 66H69V64H68ZM82 66H83V65H82ZM94 66H95V63H94ZM94 66L91 65V67H94ZM134 66H135V65H134ZM189 66H190V65H189ZM192 66H193V65H192ZM223 66H224V65H223ZM250 66H251V65H250ZM5 67H6V66H5ZM73 67H74V66H73ZM77 67H78V66H77ZM89 67H90V66H89ZM96 67H97V66H96ZM137 67H139V66H137ZM140 67H141V66H140ZM174 67H175V66H174ZM236 67H237V66H236ZM80 68H81V67H80ZM84 68H85V66H84ZM142 68H144V66H143ZM145 68H146V65H145ZM213 68H214V67H213ZM253 68H254V67H253ZM253 68H252V69H253ZM0 69H1V68H0ZM82 69H83V68H82ZM85 69H86L85 71H87L86 74H89V75H90L89 72H91V74H92V70H91V69H90L91 71H90V70H87V69H89V68H85ZM92 69H93V68H92ZM96 69H97V68H96ZM150 69H151V68H150ZM154 69H155V68H154ZM154 69H153V70H154ZM193 69H194V68H193ZM195 69H196V68H195ZM231 69H232V68H231ZM235 69H236V68H235ZM235 69H234V70H235ZM3 70H4V69H3ZM72 70H73V69H72ZM79 70H80V69H79ZM83 70H84V69H83ZM94 70H95V68H94ZM134 70H136V66H135ZM141 70H142V69H141ZM147 70H149V69H147ZM155 70H156V69H155ZM157 70H158V69H157ZM184 70H185V69H184ZM188 70H189V69H188ZM197 70H198V69H197ZM197 70H196V71L194 70V71L197 72ZM199 70H200V69H199ZM212 70H213V69H212ZM4 71H5V70H4ZM4 71H1V72H0V80H1V76H2V74H3V73H6V72H4ZM17 71H18V70H17ZM80 71H81V70H80ZM85 71H81V72H85ZM88 71H89V72H88ZM95 71H96V70H95ZM113 71H114V70H113ZM136 71H138V70H136ZM145 71H146V70H145ZM163 71H164V70H163ZM192 71H193V70H192ZM200 71H201V70H200ZM232 71H233V69H232ZM232 71H231V72H232ZM255 71H257V70L255 69ZM258 71H259V69H258ZM261 71H262V70H261ZM18 72H19V71H18ZM20 72H21V71H20ZM20 72H19V73H20ZM76 72H77V71H76ZM96 72H97V71H96ZM127 72H128V71H127ZM174 72H175V71H174ZM185 72H186V71H185ZM205 72H206V71H205ZM212 72H213V71H212ZM216 72H217V71H216ZM22 73H21V74H22ZM143 73H144V72H143ZM155 73H156V72H155ZM164 73H165V72H164ZM172 73H173V72H172ZM186 73L188 74V72H186ZM233 73H234V72H233ZM233 73H232V74H233ZM259 73H260V71H259ZM262 73H263V71H262ZM262 73H261V75H262ZM56 74H57V73H56ZM75 74H76V73H75ZM75 74H74V75H75ZM80 74H81V73H80ZM80 74H79V75H80ZM93 74H94V73H93ZM104 74H105V73H104ZM123 74H124V73H123ZM123 74H121V76H122ZM135 74H137V73H135ZM135 74H133V75H135ZM187 74H186V75H187ZM202 74H203V73H202ZM13 75H14V74H13ZM15 75L18 76L19 74H16V73H15ZM43 75H44V74H43ZM49 75H51V74H49ZM53 75H54V74H53ZM83 75H84V73H82V77H83ZM96 75H97V74H96ZM130 75H131V74H129V76H130ZM133 75H131V76L133 77ZM183 75H184V74H183ZM198 75H200V73H198ZM216 75H220V71H219V74L216 73ZM223 75H224V74H223ZM59 76H60V75H59ZM80 76H81V75H80ZM80 76H79V78H80ZM84 76H85V75H84ZM86 76H87V75H86ZM92 76H94V75H91V79H92ZM116 76H118V75H116ZM116 76H115V77H116ZM119 76H120V75H119ZM119 76H118V77H119ZM123 76H124V75H123ZM123 76H122V77H123ZM129 76H128V77H129ZM131 76H130V78H132ZM192 76H193V75H192ZM195 76H196V75H195ZM201 76H202V75H201ZM208 76H209V74H208ZM210 76H211V75H210ZM212 76H214V75H212ZM4 77H5V76H4ZM18 77H19V76H18ZM20 77H21V76H20ZM82 77H81V78H82ZM95 77H96V76H95ZM111 77H112V76H111ZM115 77H114V78H115ZM126 77H127V76H126ZM126 77H124V80H125ZM135 77H137V76H135ZM181 77H184V76H181ZM188 77H189V76H188ZM188 77H187V78H188ZM196 77H197V76H196ZM198 77H200V76H198ZM46 78H47V77H46ZM46 78H44V79H46ZM49 78H50V77H49ZM56 78H57V77H56ZM68 78H69V77H68ZM79 78H78V79H79ZM83 78H85V77H83ZM93 78H94V77H93ZM165 78H166V77H165ZM169 78H170V77H169ZM175 78H176V77H175ZM191 78H192V77H191ZM191 78H190V79H191ZM193 78H194V76H193ZM6 79H8V77H7ZM11 79H12V78H11ZM11 79H10V80H11ZM42 79H43V78H42ZM42 79H41V80H42ZM96 79H97V78H96ZM96 79H94V81H95ZM108 79H109V78H108ZM112 79H113V78H112ZM112 79H111V80H112ZM117 79H118V78H117ZM141 79H142V78H141ZM160 79H161V78H160ZM166 79H167V78H166ZM173 79H174V78H173ZM182 79H183V78H182ZM194 79H195V78H194ZM194 79H193V80H194ZM2 80H3V79H2ZM14 80H15V79H14ZM66 80H67V79H66ZM82 80H83V79H82ZM115 80H116V78H115ZM118 80H119V79H118ZM121 80H122V78H121ZM130 80H131V79H130ZM130 80H129V81H130ZM134 80H135V79H134ZM134 80H133V81H130V82H134ZM138 80H139V78H138ZM162 80H163V79H162ZM178 80H179V79H178ZM180 80H181V78H180ZM184 80H185V79H184ZM184 80H183V81H184ZM187 80H188V79H187ZM195 80H196V79H195ZM5 81H6V80H4V83H2V85H1L2 87H1V89H0V135L3 137V135L5 136V135L7 134V135H8L7 137H9L10 134H12L11 132H14V134H16V133H15V131H11V132H10V130H9L10 133H6V132H7L6 130H7V128H8V125H10L11 122H10V120H8V123L10 122V123L8 124V123H7V120H3V118H2L3 115H4V112H5L6 110H4L5 106L3 107V105H2L3 103H5V101H3V103H2L1 99H2V100L7 99V98H5L6 96L4 95L5 92H7L6 90H10V88H14V87H11V85H16V84H13V82H14V81H13V82L11 83V85H10L9 79H8L7 82H5ZM53 81H54V80H53ZM77 81H79V83H80V82H85V80H84V81L77 80ZM87 81L89 82V81H91V80H90V79H87ZM113 81H114V80H113ZM113 81H111V82H113ZM116 81H117V80H116ZM119 81H120V80H119ZM129 81H127V82L130 83ZM168 81H169V84H170V82H171L172 80H168ZM0 82H1V81H0ZM57 82H58V81H57ZM67 82H68V81H67ZM88 82H87V83H88ZM121 82H123V80H122ZM164 82H165V80H164ZM173 82H174V80H173ZM180 82H181V81H180ZM192 82H193V81H192ZM226 82H227V81H226ZM230 82H231V81H230ZM232 82H233V81H232ZM52 83H53V82H52ZM58 83H60V82H58ZM79 83H78V85H79ZM87 83H85V85H87ZM89 83H90V82H89ZM89 83H88V84H89ZM91 83L93 84V82H91ZM115 83H116V82H115ZM115 83H114L113 85H115ZM165 83H166V82H165ZM174 83H175V82H174ZM178 83H179V82H178ZM178 83H177V84H178ZM183 83H185V81H184ZM183 83H182V84H183ZM223 83H224V82H223ZM260 83H261V82H260ZM92 84H91L90 86H93ZM116 84L119 85L118 83H116ZM125 84H126V82H125ZM163 84H164V83H163ZM171 84H173V83H171ZM175 84H176V83H175ZM177 84H176V85H177ZM180 84H181V83H180ZM182 84H181L180 86L177 85V87H178V86H179V88H180L181 86L184 87V85H182ZM185 84H187V81H186ZM190 84H191V81H190ZM195 84H196V83H195ZM195 84H193V85H195ZM221 84H222V83H221ZM229 84H230V83H229ZM8 85H9V86H8ZM50 85H51V84H50ZM54 85H55V84H54ZM57 85H58V84H57ZM63 85H64V84H63ZM63 85L60 84V87H61V88H63V87L65 88V86L68 85V84H65V86H63ZM81 85H84V84H81ZM85 85H84V87L87 89V87H86ZM94 85H95V83H94ZM96 85H98V84H96ZM96 85H95V86H96ZM99 85H101V84H99ZM106 85H107V84H106ZM121 85H122V84H121ZM133 85H134V84L132 83V86H133ZM135 85H136V84H135ZM188 85H189V84H188ZM191 85H192V84H191ZM200 85H203V84H200ZM222 85H223V84H222ZM62 86H63V87H62ZM68 86H69V85H68ZM79 86H80V85H79ZM87 86H88V85H87ZM90 86H88V88H89ZM95 86H93V87H95ZM125 86H126V85H125ZM166 86H167V85H166ZM169 86H170V85H169ZM186 86H187V85H186ZM232 86H233V85H232ZM240 86H241V85H240ZM60 87H57V89L60 88ZM73 87H74V86H73ZM81 87H82V86H80L79 88H81ZM84 87H83V90H85ZM175 87H176V86H175ZM177 87H176V88H177ZM183 87H182V89H183ZM221 87H222V86H221ZM40 88H41V86H40ZM96 88H97V86H96ZM100 88H101V86H100ZM100 88H98V91L95 92L96 94L98 93V95H99V89H100ZM102 88H103V87H102ZM108 88H109V87H108ZM111 88H112V87H111ZM133 88H134V86H133ZM161 88H162V87H161ZM169 88H170V87H169ZM176 88H175V89L173 88L172 93H173V91H176V90H177ZM179 88H178V89H179ZM185 88H186V87H185ZM185 88H184V89H185ZM225 88H226V87H225ZM227 88H228V86H227ZM235 88H236V87H235ZM240 88H241V87H240ZM242 88H243V87H242ZM66 89H67V87H66ZM109 89H110V88H109ZM114 89H115V88H114ZM125 89H126V88H125ZM125 89H124V90H125ZM128 89H129V87H128ZM170 89H172V88H170ZM170 89H169V90H170ZM182 89L180 88L179 91L182 92V91H183ZM195 89H196V88H195ZM252 89H253V88H252ZM11 90H12V89H11ZM78 90H79V89H78ZM81 90H82V89H80V91H81ZM87 90H88V89H87ZM87 90H86V91H87ZM89 90H90V89H89ZM115 90H116V89H115ZM117 90H118V89H117ZM124 90H123V91H124ZM131 90H132V89H131ZM131 90H128V91H131ZM181 90H182V91H181ZM185 90H186V89H185ZM226 90H227V89H226ZM238 90H239V89H238ZM59 91H60V90H59ZM74 91H75V90H74ZM90 91L92 92V90H90ZM102 91H103V89H102ZM111 91H112V90H111ZM111 91L109 90V92H111ZM133 91H134V90H133ZM133 91H132V92H133ZM179 91H177V92H179ZM204 91H205V90H204ZM214 91H215V90H214ZM255 91H256V90H255ZM42 92H43V91H42ZM45 92H47V91H44V94H45ZM52 92H54V91H52ZM52 92H51V94L54 95V93H52ZM60 92H61V91H60ZM62 92H63V91H62ZM68 92H69V91H68ZM71 92H72V91H71ZM113 92H115V91H113ZM113 92L110 94V96H109L108 94H105L104 92H103V94H101L100 96H98V95L95 94V97H96V96H97V97H96V98L94 97V98H93L94 100L91 99L92 102L89 104V105H91V104L94 105V106H91L92 109H93V110H92V113H96V114L100 113V114H101V116L99 115L100 118H99V116H98V118H99V122H102L103 126H106V127L109 128V126H107V125H109L108 123H110V124H112V123L114 124V123H115V125H112V126L115 127V129L113 128V132L110 131L111 128H110L109 130H107V128H105L106 130H105V129H102V131L100 132V134L98 133L100 136L97 134V136L100 137V139H101L102 142H103V141H104V142H107L108 140L110 141L111 138L108 139V137H111V135L108 134L109 132H111V133H113V134H121L124 130H121L120 128H122V127H120V126H122V125H123L122 123H124L125 121H126V124H127V122H128V124H129V123L131 122L130 120H129L130 122L128 121V119H129L130 117H131V118H130L131 120L135 119V118L132 119V117H133L134 115H133V116H129V118H128L127 120H121V119H120L122 125L120 124V122H119L120 120H118L119 118H118L117 111H111L112 109L110 110V108H109V103L115 101V102L121 103V105H122L123 102H127L128 100L124 101L125 99L123 100V98H121L120 95L117 96V95L114 94ZM121 92H122V91H121ZM140 92H141V91H140ZM154 92H155V91H154ZM169 92H170V91H169ZM169 92H167V93H169ZM180 92H179V93H180ZM198 92H199V91H198ZM244 92H245V91H244ZM253 92H254V91H253ZM48 93H49V91H48ZM81 93H82V92H81ZM83 93H84V91H83ZM83 93H82V94H83ZM126 93H127V92H126ZM138 93H139V92H138ZM161 93H162V92H161ZM174 93H176V92H174ZM182 93H183V92H182ZM210 93H211V92H210ZM258 93H260V92H258ZM51 94L49 93L50 96H51ZM65 94H67V93H65ZM79 94H80V93H79ZM79 94H78V95H79ZM118 94H119V92H118ZM139 94H140V93H139ZM141 94H142V93H141ZM154 94L157 95V93H154ZM154 94H153V95H154ZM163 94H164V93H163ZM163 94H161V95H163ZM177 94H178V93H177ZM186 94H187V93H186ZM202 94H203V92L201 93V95H202ZM237 94H239V93H237ZM6 95H8V94H6ZM49 95H48V96H49ZM55 95H56V93H55ZM60 95H61V94H60ZM76 95H77V94H76ZM80 95H81V94H80ZM85 95H86V94H85ZM87 95H88V94H87ZM91 95H92V93H91ZM121 95H122V94H121ZM142 95H143V94H142ZM142 95H141V96H142ZM159 95H160V94H159ZM172 95H173V94H172ZM174 95H175V94H174ZM195 95H196V94H195ZM201 95H199V97H200ZM223 95H224V93H223ZM252 95H253V94H252ZM3 96H4V97H3ZM12 96H13V95H12ZM17 96H18V95H17ZM46 96H47V93H46ZM46 96L44 97V95H43V98H46ZM50 96H49V97H50ZM135 96H136V95H135ZM135 96H134V97H135ZM149 96H150V95H149ZM165 96H166V94H165ZM180 96H181V95H180ZM189 96H190V95H189ZM208 96H209V95H208ZM240 96H241V95H240ZM253 96H254V95H253ZM7 97H8V96H7ZM57 97H58V96H57ZM59 97H60V96H59ZM73 97L75 98V96H73ZM77 97H79V96H77ZM86 97H87V96H86ZM86 97L83 96L84 99H85ZM122 97H124V95H123ZM125 97H126V96H125ZM125 97H124V98H125ZM128 97L130 98V96H128ZM138 97H140V96H138ZM167 97H168V95H167ZM170 97H171V96H170ZM176 97H177V96H176ZM176 97H175V98H176ZM197 97H198V96H197ZM3 98H4V99H3ZM12 98H13V97H12ZM16 98H18V97H16ZM51 98H53V97H51ZM54 98H56V97L54 96ZM54 98H53V99H54ZM81 98H82V97H81ZM88 98H89V97H88ZM129 98H128V99H129ZM132 98H133V97H132ZM132 98H131V99H132ZM143 98H145V97H143ZM148 98H149V97H148ZM154 98H155V97H154ZM158 98H160V97L157 96V99H158ZM162 98H163V97H162ZM179 98H180V97H179ZM179 98H178V100H179ZM184 98L186 99V97H184ZM192 98H193V97H192ZM200 98H201V97H200ZM209 98H210V97H209ZM18 99H20V98H18ZM18 99H17V100H18ZM53 99H49V100L54 101L55 99H54V100H53ZM78 99H79V98H78ZM86 99H87V98H86ZM126 99H127V97H126ZM134 99H135V98H133L132 100H134ZM150 99H152V97H151ZM157 99H156V100H157ZM164 99H166V98L164 97ZM168 99H169V101L171 100V98H169V97H168ZM168 99H166L167 102H168ZM182 99H183V96H182L181 100H182ZM198 99H199V98H198ZM202 99H203V98L200 99L201 101L199 100V101L201 102V105H200V102H199V106H202V101H203ZM46 100H47V102H48V99H47V98H46ZM57 100H59V98H57ZM72 100H73V98H72ZM75 100H77V99L75 98ZM80 100H81V99H80ZM146 100H148L147 102L149 103V99H146ZM146 100L143 99V101H144L145 103H147ZM160 100H161V99H160ZM166 100H165L164 103H166ZM205 100H206V99H205ZM236 100H237V99H236ZM239 100H240V99H239ZM241 100H242V99H241ZM8 101H9V100H8ZM44 101H45V100H44ZM52 101H51V102H52ZM55 101H56V100H55ZM55 101L53 102V103H54V106H57V105H55V104H56ZM59 101H61V100H59ZM59 101H58V102H59ZM82 101H83V100H82ZM129 101H130V100H129ZM129 101H128V102H129ZM134 101H135V100H134ZM134 101H133V102H134ZM139 101H140V100H139ZM154 101H155V100H154ZM157 101H159V100H157ZM179 101H180V100H179ZM193 101H194V100H193ZM195 101H196V99H195ZM12 102H13V101H12ZM45 102H46V101H45ZM56 102H57V101H56ZM58 102H57V104H58ZM63 102H64V101H63ZM67 102H68V101H67ZM74 102H75V101H74ZM80 102H81V101H80ZM80 102H79V100H78V103H80ZM84 102L88 104L90 101L87 100V101H84ZM84 102H83V103H84ZM128 102H127V103H128ZM133 102H132V103H133ZM161 102H162V100H161ZM170 102H171V101H170ZM173 102H174V99H173ZM175 102H176V101H175ZM186 102H187V101H186ZM189 102H190V101H189ZM189 102H187V103H189ZM230 102H231V101H230ZM234 102H235V101H234ZM239 102H240V101H239ZM239 102H235V103H239ZM243 102H244V101H243ZM10 103H11V102H10ZM10 103H9V104H10ZM15 103H17V102L15 101ZM15 103H14V104H15ZM68 103H69V102H68ZM68 103H67V104H68ZM127 103H126V104H127ZM138 103H139V102H137V104H138ZM158 103H159V102H158ZM181 103H182V102H181ZM181 103H180V105H181ZM190 103H191V102H190ZM194 103L197 104L196 102H193V104H194ZM235 103H234V104H235ZM240 103H241V102H240ZM240 103H239V105H240ZM6 104H8V103H6ZM6 104H5V105H6ZM9 104H8V105H9ZM45 104H46V103H45ZM81 104H82V103H81ZM87 104H86V105H87ZM128 104H129V103H128ZM160 104H161V103H160ZM167 104H168V103H167ZM177 104H178V101H177ZM10 105H13V104H10ZM15 105H16V104H15ZM48 105H49V104H48ZM59 105H60V104H59ZM59 105H58L56 108L60 107L62 104H61L60 106H59ZM65 105H66V104H65ZM69 105H70V104H69ZM69 105H68V106H69ZM71 105H72V104H71ZM115 105H116V104H115ZM118 105H119V104H118ZM124 105H125V103H124ZM124 105H123V106H124ZM130 105H131V103H130ZM130 105H127V106H130ZM138 105H140V103H139ZM142 105H143V104H142ZM144 105H145V104H144ZM147 105H148V104H147ZM152 105H154V104H152ZM155 105H157V104H155ZM161 105L163 106V104H161ZM161 105H160V106H161ZM180 105H179V106H180ZM185 105H186V104H185ZM185 105H184V106H185ZM224 105H225V104H224ZM243 105H244V104L242 103V106H243ZM68 106H66V107H68ZM73 106H74V105H73ZM82 106H84V105L82 104ZM116 106H117V105H116ZM157 106H158V105H157ZM164 106H165V105H164ZM196 106H197V105H195V107H194V106H191L192 108L194 107V108H193V109H194L193 112H195V108H196ZM199 106H198V107H199ZM240 106H241V105H240ZM240 106H238V107H239V108H242V107H240ZM244 106H245V105H244ZM12 107H13V106H12ZM17 107H19V106H15V108H17ZM21 107H22V106H21ZM47 107H48V106H47ZM74 107H75V106H74ZM78 107H80V106L78 105V106H76L75 108L78 109ZM84 107H85V106H84ZM86 107L88 108L89 106L87 105ZM91 107H89V109H90ZM117 107H118V106H117ZM138 107H139V106H138ZM140 107H141V106H140ZM147 107H148V106H147ZM150 107H151V106H150ZM150 107H149V108H150ZM158 107H159V106H158ZM158 107H157V108H158ZM177 107H178V106H177ZM181 107H182V106H181ZM198 107H197V108H198ZM203 107H204V106H203ZM231 107H233V106H231ZM8 108H9V107H8ZM49 108L52 109V107H49ZM54 108H55V107H53V109H54ZM61 108H62V107H61ZM72 108H73V107H72ZM87 108H84V109L86 110ZM135 108H136L135 105H133L132 109H135ZM149 108H147V109H149ZM152 108H153V110H154V107H152ZM163 108H164V107H163ZM171 108H172V107H171ZM225 108H226V107H225ZM235 108H236V106H235ZM239 108H238V109H239ZM13 109H14V108H13ZM79 109H80V108H79ZM82 109H83V107H82ZM89 109H88L87 111H89ZM115 109H117V108H115ZM118 109H120V108L118 107ZM118 109H117V110H118ZM122 109H123V110H122ZM122 109H121V110H122V114H123V112L126 114L128 107L125 108V106H124V108H122ZM132 109H131V110H132ZM141 109H142V108H141ZM174 109H176V108H174ZM185 109H186V108H185ZM188 109H189V108H188ZM260 109H261V108H260ZM7 110H8V109H7ZM22 110H23V109H22ZM73 110H74V109H73ZM135 110L137 111V109H135ZM138 110H139V109H138ZM143 110H144V107H143ZM155 110H156V109H155ZM155 110H154V111H155ZM158 110H160V108H159ZM44 111H45V110H44ZM57 111H58V110H57ZM66 111H67V110H66ZM69 111H70V110H69ZM82 111H84V110H82ZM119 111H120V110H119ZM136 111H135V112H136ZM140 111H141V110H140ZM140 111H139V112L137 111L136 113H140ZM154 111H151V112H154ZM182 111H183V110H182ZM185 111H186V110H185ZM189 111L192 112L191 110H189ZM198 111H199V110H198ZM198 111H196V112H198ZM230 111H231V110H230ZM232 111H233V110H232ZM11 112H12V111H11ZM74 112H75V111H74ZM89 112H90V111H89ZM89 112H86V113H89ZM129 112H130V111H129ZM143 112H144V111H143ZM143 112H142V113H143ZM160 112H161V111H160ZM174 112H175V111H174ZM179 112H180V111H179ZM8 113H9V111H8ZM8 113H6V114H8ZM38 113H39V112H38ZM45 113L48 114L47 111H46ZM84 113H85V112H84ZM84 113H83V115L86 114V113H85V114H84ZM130 113H133V112L131 111ZM146 113H147V112H146ZM161 113H162V112H161ZM165 113H166V111H165ZM172 113H173V112H172ZM175 113H176V112H175ZM180 113H181V112H180ZM12 114H13V112H12ZM54 114H55V113H54ZM73 114H74V113H73ZM76 114H77V110H76ZM90 114H91V112H90ZM150 114H151V113H149V115H150ZM156 114H157V111H156ZM166 114H167V113H166ZM191 114H192V113H191ZM191 114H190V115H191ZM230 114H231V113H230ZM8 115H9V114H8ZM23 115H20V116H23ZM87 115H88V119H89V114H87ZM94 115H95V114H94ZM143 115H144V114H143ZM149 115H148V116H149ZM190 115H189V116H190ZM232 115H233V114H232ZM9 116H11V115H9ZM53 116H54V115H53ZM71 116H72V114H71ZM135 116H137V115H135ZM138 116H139V115H138ZM151 116H152V114H151ZM151 116H149V117H151ZM158 116H159V115H158ZM176 116H177V115H176ZM12 117H13V116H12ZM24 117H23V119H24ZM72 117H73V116H72ZM85 117H86V116H85ZM85 117L83 116L84 120H85ZM123 117H125V116H122V115H121V118H122V119H123ZM126 117H128V116H126ZM126 117H125V119H126ZM140 117H141V116H140ZM144 117H145V115H144ZM152 117H153V119H154V114H153ZM156 117H157V116H156ZM156 117H155V118H156ZM160 117H163V116H160ZM177 117H178V116H177ZM8 118H9V117H8ZM52 118H53V117H52ZM73 118H74V117H73ZM73 118H72V119H73ZM92 118H94V117H92ZM136 118L138 119V117H136ZM178 118H179V117H178ZM178 118H177V119H178ZM181 118H182V117H181ZM184 118H185V116H184ZM184 118H182L183 121H182V119L180 120V118H179V120L182 121L181 124L185 121ZM191 118H192V117H191ZM6 119H7V118H6ZM11 119H12V118H11ZM13 119H14V118H13ZM20 119H21V117H20ZM20 119H19V120H20ZM23 119H21V120H23ZM81 119H82V117H81ZM86 119H87V118H86ZM88 119H87V121H88ZM90 119H91V118H90ZM90 119H89V120H90ZM94 119H95V118H94ZM94 119H93V120H94ZM137 119H136V120H137ZM141 119H144V120H145V118H141ZM151 119H152V118H151ZM157 119H158V118H157ZM160 119H162V118H160ZM197 119H198V118H197ZM14 120H16V119H14ZM82 120H83V119H82ZM91 120H92V119H91ZM91 120H90V121H91ZM93 120L91 121V122H92V125H93ZM95 120H96V119H95ZM136 120H135V121H136ZM144 120H143V121H144ZM147 120H149V118H148ZM194 120H195V119H194ZM194 120H193V121H194ZM240 120H241V119H240ZM250 120H251V119H250ZM47 121H48V120H47ZM51 121H52V120H51ZM71 121H72V120H71ZM79 121H80V120H79ZM133 121H134V120H133ZM143 121H142V122H143ZM145 121H146V120H145ZM154 121H157V120H153V122H154ZM180 121H177V123H179ZM190 121H192V120H190ZM201 121H202V120H201ZM14 122H15V121H14ZM16 122H17V121H16ZM16 122H15V123H16ZM33 122H34V121H33ZM81 122H82V121H81ZM91 122H90V123H91ZM137 122L139 123L140 121H137ZM137 122H135V123L138 124ZM175 122H176V121H175ZM231 122H232V121H231ZM239 122H240V121H239ZM18 123H19V122H18ZM20 123H21V122H20ZM85 123H86V122H85ZM87 123H89V122H87ZM147 123H148V122H147ZM149 123H150V126H151V125H152L151 122H149ZM156 123H159V122H156ZM177 123H176V124H177ZM188 123H189V122H188ZM188 123H187V124H188ZM192 123H193V122H192ZM197 123H198V122H197ZM213 123H214V122H213ZM11 124H12V123H11ZM16 124H17V123H16ZM16 124H15V125H16ZM98 124L101 125L100 123H98ZM126 124L124 123L123 126L126 127V126H127ZM144 124H146V122H144ZM179 124H180V123H179ZM184 124H185V123H184ZM15 125H12V127L15 126ZM19 125H20V124H17L16 126H19ZM50 125H51V124H50ZM129 125L133 126V125H135V124H134V122H133V125H132V124H129ZM140 125H142V124L140 123ZM146 125H147V127H144V128H142V127L140 126L141 130H144L145 128H148L149 131H150V128L148 127V124H146ZM164 125H165V124H164ZM193 125H194V124H193ZM196 125H197V124H196ZM239 125H240V124H239ZM41 126H42V125H41ZM88 126H89V125H88ZM90 126H91V125H90ZM112 126H111V127H112ZM174 126H175V124H174ZM182 126H183V124H182ZM191 126H192V124H191ZM191 126H190V127H191ZM198 126H199V125H198ZM215 126H216V125H215ZM229 126H230V125H229ZM250 126H251V125H250ZM12 127H9V129H10V128L12 129ZM46 127H47V126H46ZM97 127H98V126H97ZM180 127H181V126H180ZM190 127H188V128H190ZM77 128H78V127H77ZM100 128H101V126H100ZM100 128L95 129V130H97L96 133H97L98 131H100ZM123 128H124V127H123ZM135 128H136V127H135ZM138 128H139V127H138ZM153 128H154V127H153ZM176 128H177V127H176ZM181 128H182V127H181ZM186 128H187V127H186ZM73 129H74V128H73ZM79 129H80V128H79ZM83 129L85 130V128H83ZM83 129H82V130H83ZM98 129H99V130H98ZM125 129H126V128H125ZM154 129H155V128H154ZM157 129H158V128H157ZM174 129H175V128H174ZM191 129H192V127H191ZM12 130H14V129H12ZM29 130H31V128H30ZM69 130H70V129H69ZM82 130H80V131L82 132ZM86 130H87V129H86ZM90 130H92V126H91V129H90ZM93 130H94V128H93ZM95 130H94V132H95ZM131 130H134V129L132 128ZM131 130H130V131H131ZM135 130L137 131V129H135ZM141 130L138 129V131H140V132H141ZM155 130H156V129H155ZM172 130H173V129H172ZM192 130H193V129H192ZM19 131H20V129H19ZM66 131H67V130H66ZM107 131H109V132H107ZM120 131H121V132H120ZM127 131H128V130H127ZM127 131L125 130L124 132L127 133ZM130 131H128V132H130ZM145 131H146V129H145ZM152 131H153V130H152ZM186 131H187V130H186ZM21 132H22V131H21ZM76 132H77V131H76ZM76 132H75V133H76ZM85 132H86V131H85ZM89 132H90V131H89ZM92 132H93V131H91V133H92ZM133 132H135V131H133ZM147 132H148V131H147ZM178 132H179V129H178ZM238 132H239V131H238ZM19 133H20V132H19ZM22 133H24V130H23ZM25 133L27 134V131H26ZM41 133H42V132H41ZM77 133H78V132H77ZM135 133H136V132H135ZM138 133H139V132H138ZM142 133H143V132H141V133H139V134L142 135ZM144 133H145V132H144ZM148 133H149V132H148ZM184 133H186V132L184 131ZM79 134H80V133H79ZM79 134H77V135H79ZM89 134H90V133H89ZM94 134H95V133H94ZM131 134H132V133H131ZM169 134H170V133H169ZM176 134H177V133H176ZM182 134H183V133H182ZM188 134H189V133H188ZM212 134H213V133H212ZM75 135H76V134H75ZM81 135H82V134H81ZM90 135H92V134H90ZM124 135H125V134H124ZM129 135H130V134L128 133V134L126 135L125 138L127 139V138H128L127 136H129ZM144 135H145V134H143V136H144ZM146 135H147V134H146ZM151 135H153V134H151ZM179 135H180V137H181V134H180V133H179ZM184 135H185V134H184ZM19 136H22V135L20 134ZM65 136H67V135H65ZM93 136H94V135H93ZM97 136H95V138H96ZM116 136H118V135H116ZM116 136H115V137H116ZM122 136H123V135H122ZM133 136H135V134H133ZM133 136H132V137H133ZM136 136H137V135H136ZM138 136H139V135H138ZM138 136L136 137L137 139H138ZM143 136H142V138L144 139ZM175 136H176V135H175ZM182 136H183V135H182ZM185 136H186V135H185ZM34 137H36V136H34ZM44 137H45V136H44ZM87 137H88V136H87ZM89 137H90V136H89ZM98 137H97V138H98ZM112 137H113V136H112ZM147 137H151V136L148 134ZM20 138H21V137H20ZM70 138H71V137H70ZM93 138H94V137H93ZM122 138H123V137H122ZM206 138H207V137H206ZM0 139H2V138H0ZM15 139H16V138H15ZM32 139H33V138H32ZM48 139H49V138H48ZM66 139H67V138H66ZM86 139H87V138H86ZM112 139H113V138H112ZM114 139H115V138H114ZM116 139H117V137H116ZM116 139H115V141L117 142L118 139H117V140H116ZM132 139H134V137H133ZM132 139L130 138V140H132ZM143 139H141V140L143 141ZM172 139H173V138H172ZM176 139H177V138H176ZM178 139H180V138H178ZM246 139H247V138H246ZM38 140H39V139H38ZM74 140H75V139H74ZM76 140H77V139H76ZM88 140H90V139H88ZM93 140H94V144H97V145H98V143L95 142L96 139H92V141H93ZM97 140H98V139H97ZM121 140H122V139H121ZM124 140H125V139H123L122 141H124ZM138 140H140V139H138ZM138 140H137V141H138ZM141 140H140V141H141ZM145 140H146V139H145ZM208 140H209V139H208ZM210 140H211V139H210ZM3 141L7 144L8 148L6 147V148H7V152H6V154L3 155V157L1 156V157H2L1 161L4 159V162L6 163V164H5V165H6L5 168H7V161L9 160V158H8V157H9V156H8V153H9V146H10V145H9V142H10V139H9V138L7 139L6 136H5V139H3ZM15 141H16V140H15ZM15 141H14V142H15ZM17 141H18V140H17ZM49 141H50V140H49ZM92 141H91V142H92ZM119 141H120V140H119ZM122 141H121V142H122ZM126 141H128V140H126ZM126 141H124V142H126ZM132 141H133V140H132ZM132 141H131V142H132ZM135 141H136V139H135ZM137 141H136V142H137ZM140 141H138L140 144H143V145L145 144V141H144V143H143L142 141H141V142H142V143H141ZM1 142H2V141H1ZM1 142H0V143H1ZM11 142H12V141H11ZM14 142H13V143H14ZM50 142H51V141H50ZM74 142H75V141H74ZM79 142H80V141H79ZM84 142H85V141H84ZM112 142H113V140H111V143H112ZM116 142H114V143H116ZM121 142H119V143H121ZM131 142H130V143H131ZM133 142H134V141H133ZM138 142H137V143H133V144H135V146H137L136 144H139ZM22 143H23V142H22ZM46 143H47V142H46ZM100 143H101V142H100ZM100 143H99V145H100ZM109 143H110V142H109ZM109 143H108V144H109ZM15 144H16V143H15ZM42 144H43V143H42ZM61 144H62V143H61ZM69 144H70V143H69ZM84 144L86 145V142H85ZM87 144H88V143H87ZM90 144H92V143L89 142V145H90ZM102 144H103V143H102ZM105 144H106V143H105ZM105 144H104V145H105ZM117 144H118V143H117ZM121 144H122V143H121ZM140 144H139V145H140ZM17 145H18V143H17ZM45 145H46V144H45ZM45 145H43V146H44L43 148H45ZM49 145H52V144L49 143ZM49 145H47V146H49ZM97 145H96V146H95V145L93 146V144H92V145H90V146H93V148L95 147L94 150H96V147H97V148H100V147H98ZM111 145H112V144H111ZM114 145H115V144H114ZM130 145L132 146V144H130ZM139 145H138V146H139ZM0 146H1V145H0ZM71 146H73V145H71ZM78 146H79V145H78ZM86 146H88V145H86ZM102 146H103V145H102ZM105 146H107V145H105ZM122 146L127 147L125 143H124V145L122 144ZM128 146H129V144H128ZM135 146H134V148H135ZM209 146H210V145H209ZM3 147H4V146H3ZM14 147H15V146H14ZM50 147H51V146H50ZM50 147H49V148H50ZM52 147H54V146H52ZM64 147H65V146H64ZM103 147H104V146H103ZM103 147H102V148H103ZM129 147H130V146H129ZM129 147H128V148H129ZM151 147H152V146H151ZM215 147H216V146H215ZM222 147H223V146H222ZM231 147H232V146H231ZM4 148H5V147H4ZM18 148H19V147H18ZM46 148H47V147H46ZM61 148H62V147H61ZM68 148H69V145H68ZM70 148H71V147H70ZM74 148H75V147H74ZM74 148H73V149H74ZM77 148H78V147H77ZM89 148H90V147H89ZM112 148L114 149V147H112ZM117 148H118V147H117ZM123 148H124V147H123ZM137 148H140V147H137ZM141 148H142V147H141ZM146 148H147V147H146ZM197 148H198V147H197ZM232 148H233V147H232ZM240 148H241V147H240ZM0 149L3 150L2 147H1ZM13 149H15V148H13ZM41 149H42V148H41ZM50 149H52V148H50ZM55 149H56V147H55ZM55 149H54V150H55ZM75 149H76V148H75ZM79 149H80V147L78 148V151H80ZM83 149L85 150L84 153H86V149H87V148L85 149V148L82 147V150H83ZM103 149L105 150V148H103ZM103 149H100V150H103ZM115 149H116V148H115ZM118 149H119V148H118ZM118 149H117L116 154H115V151H116V150H115V151L113 150L114 152L112 151V149H109V150H111L110 152H113V153H111V155H112V154H113V155H114V154L117 155V153H118V154L120 155V158H121V157H122V156H121L122 153H119V152H118V151H119ZM124 149H125V148H124ZM124 149H123V150H124ZM131 149H132V148H131ZM131 149H130V150H131ZM151 149H152V148H151ZM151 149H150V150H151ZM155 149H156V148H155ZM228 149H229V148H228ZM244 149H245V148H244ZM16 150H17V149H16ZM22 150H23V149H22ZM43 150H44V149H43ZM43 150H42V151H43ZM45 150H47V149H45ZM64 150H66V149H64ZM71 150H72V149H71ZM76 150H77V149H76ZM82 150H81V151H82ZM84 150H83V151H84ZM89 150H92V149H89ZM98 150H99V149H98ZM100 150H99V152H100ZM104 150H103V151H104ZM107 150H108V147H107ZM143 150H144V148H143ZM146 150H147V149H146ZM150 150H149L148 154L150 153ZM205 150H206V149H205ZM4 151H5V150H4ZM4 151H3V152H4ZM14 151H15V150H14ZM58 151H59V150H58ZM58 151H57V152H58ZM60 151H61V150H60ZM81 151H80V152H81ZM105 151H106V150H105ZM125 151L127 152L128 150L125 149ZM131 151H132V150H131ZM147 151H148V150H147ZM147 151H145V152L147 153ZM151 151H153V150H151ZM201 151H202V150H201ZM207 151H208V150H207ZM207 151H206V152H207ZM210 151H211V150H210ZM217 151H218V150H217ZM229 151H230V150H229ZM249 151H250V150H249ZM256 151H257V150H256ZM15 152H16V151H15ZM15 152H14V153H15ZM37 152H38V151H37ZM39 152H40V151H39ZM52 152H53V151H52ZM52 152L50 151V153H52ZM57 152H56V153H57ZM62 152H64V151H63V148H62ZM62 152H61V153H62ZM72 152H73V151H72ZM88 152H89V151H88ZM94 152H95V151H94ZM94 152H93V153H94ZM101 152H102V151H101ZM137 152H138V150H137ZM145 152H144V153H145ZM202 152L204 153V151H202ZM226 152H227V151H226ZM251 152H252V151H251ZM0 153H1V152H0ZM46 153H47V152H46ZM53 153H54V152H53ZM53 153H52V155H53ZM66 153H67V152H66ZM69 153H70V152H69ZM69 153H68V154H69ZM78 153H79V152H78ZM90 153H91V152H90ZM95 153H96V152H95ZM107 153H108V155H109V152H107ZM107 153H105V156H106ZM132 153H133V151H132ZM151 153H154V151L151 152ZM199 153H200V152H199ZM216 153H217V152H216ZM244 153H245V152H244ZM16 154H17V153H16ZM39 154H40V153H39ZM42 154H43V155H46V154H44V153H42ZM42 154H41V155H42ZM57 154H59V153H57ZM101 154H102V153H101ZM135 154H136V153H135ZM137 154H138V153H137ZM157 154H158V153H157ZM164 154H165V153H164ZM169 154H170V153H169ZM228 154H229V153H228ZM11 155H12V154H11ZM47 155L49 156V152H48ZM66 155H67V154H66ZM72 155H73V154H72ZM75 155H76V153H75ZM82 155H84V154H82ZM95 155H96V154H95ZM102 155H103V154H102ZM111 155H110V157L113 156V155H112V156H111ZM119 155H117V157H119ZM128 155H129V154H128ZM141 155H142V153H141ZM154 155H155V154H154ZM202 155H203V154H202ZM15 156H16V155H15ZM53 156H54V155H53ZM53 156H52V157H53ZM55 156H56V155H55ZM55 156H54V157H55ZM60 156H61V155H60ZM68 156H69V155H68ZM70 156H71V155H70ZM85 156H86V155H85ZM138 156H139V155H138ZM142 156H145V155H142ZM152 156H153V154H152ZM157 156H158V155H157ZM170 156H171V155H170ZM193 156H194V155H193ZM207 156H208V155H207ZM207 156H206V157H207ZM29 157H30V156H29ZM29 157H28V158H29ZM41 157H42V156H41ZM74 157H75V156H74ZM101 157H103V156H100V158H101ZM114 157H116V156H114ZM125 157H128V156L125 155ZM125 157H124V159H125ZM130 157H131V156H130ZM132 157H133V156H132ZM136 157H137V155H136ZM136 157H135V158H136ZM145 157H146V156H145ZM158 157H159V156H158ZM162 157H163V156H162ZM165 157H166V156H165ZM179 157H180V156H179ZM199 157H200V156H199ZM7 158H8V160H7ZM28 158H27V159H28ZM46 158H47V157H46ZM49 158H50V156H49ZM49 158H47V159H49ZM59 158H60V157H59ZM59 158H58V162H59L61 165H63L64 163L62 164V162L59 161V160H61V159H59ZM67 158H68V157H67ZM91 158H93V157H91ZM105 158H106V157L103 158V160H102L103 162H104V160H106ZM108 158H109V156H108ZM112 158H113V157H112ZM135 158H133V159H135ZM137 158H138L137 161L139 162V159H140V158H139V157H137ZM181 158H182V157H181ZM197 158H198V157H197ZM197 158H196V159H197ZM200 158H201V157H200ZM13 159H14V158H13ZM20 159H21V158H20ZM29 159H31V158H29ZM32 159H33V158H32ZM32 159H31V160H32ZM41 159H42V158H41ZM68 159H69V158H68ZM84 159H85V158H84ZM94 159H95V158H94ZM109 159H111V158H109ZM117 159H118V158H117ZM129 159H130V158H129ZM144 159H145V158H144ZM149 159H150V158H149ZM159 159H160V157H159ZM166 159H167V158H166ZM170 159H172V158H170ZM176 159H177V158H176ZM194 159H195V158H194ZM206 159H207V158H206ZM253 159H254V158H253ZM6 160H7V161H6ZM15 160H17V159L15 158ZM34 160H35V159H34ZM38 160H39V158H38ZM51 160H52V158H50L49 161L47 160V164H46V165L43 164L44 167L42 166L41 168H43V169L45 168L44 170H46V172H49L50 175H51V174H53L54 176L57 175V174L60 175V174H59V171L62 169L63 166L61 167L59 163H58L59 166H58V165L55 166L54 164H52L54 161L52 162ZM63 160H64V158H63ZM65 160H66V159H65ZM69 160H70V159H69ZM79 160H80V159H79ZM85 160H87V159H85ZM97 160H98V159H97ZM121 160H122V158H121ZM121 160H120V162H121ZM125 160L129 162L128 158L125 159ZM125 160H124V161H125ZM160 160H161V159H160ZM164 160H165V159H164ZM167 160H168V159H167ZM167 160H166L165 164L167 163ZM174 160H175V159H174ZM182 160H183V159H182ZM198 160H199V158H198ZM243 160H244V159H243ZM17 161H18V160H17ZM25 161H26V160H25ZM35 161H36V160H35ZM40 161H42V160H40ZM40 161H39V162H40ZM55 161H56V159H55ZM115 161H116V160H115ZM115 161H114L113 163L118 162L119 159H118L116 162H115ZM126 161H125V162H126ZM143 161H144V160H143ZM146 161H147V159H146ZM146 161H144V162H146ZM152 161H153V163L155 162L154 160H152ZM162 161H163V160H162ZM200 161H202V160H200ZM10 162H11V161H10ZM30 162L33 163V161H30V160H29V164H30ZM43 162H46V160L43 161ZM43 162H42V163H43ZM51 162H52V163H51ZM64 162H65V161H64ZM70 162H72V161H70ZM75 162H76V161H75ZM109 162H110V161H109ZM125 162H124V163H125ZM128 162H126L125 164H127ZM134 162H136V160H134ZM148 162H151V160H150V161L148 160ZM148 162H146V163H148ZM170 162H171V161H170ZM198 162H199V161H198ZM204 162H205V161H204ZM206 162H207V161H206ZM253 162H254V161H253ZM8 163H9V162H8ZM27 163H28V162H27ZM27 163H26V164H27ZM34 163H35V162H34ZM34 163H33V164H34ZM42 163H41L40 165H42ZM54 163H56V162H54ZM66 163H67V161H66ZM66 163H65V164H66ZM81 163H82V162H81ZM106 163L108 164V160L106 161ZM110 163H111V164H108V165H109V166H108V170H109V167H110V170H111V168H112V167H111V166L113 165L112 160H111ZM140 163L142 164L143 162H139V165H140ZM163 163H164V161H163ZM163 163H162V164H163ZM168 163H169V162H168ZM181 163H182V162H181ZM17 164L19 165V163H17ZM37 164H38V163H37ZM69 164H71V163H69ZM72 164H73V163H72ZM77 164H79V163H77ZM87 164H88V163H87ZM131 164H132V163H131ZM135 164H136V165H135ZM135 164H132V166H133V168L136 169L137 167H134V165L137 166L138 163L136 162ZM154 164H155V163H154ZM154 164H153V165H154ZM158 164H160L159 166H162L161 163H160V161L158 162ZM173 164H174V163H173ZM193 164H194V163H193ZM202 164H203V162H202ZM224 164H225V163H224ZM242 164H243V163H242ZM254 164H255V163H254ZM9 165H10V164H8V166H9ZM24 165H25V164H24ZM24 165H23V166H24ZM34 165H35V164H34ZM34 165H32V167H33ZM40 165H39V166L37 165V168L40 167ZM104 165H105V162H104ZM110 165H111V166H110ZM120 165H122V162H121ZM123 165H124V164H123ZM123 165H122V166H123ZM145 165H146V164H145ZM149 165H150V164H149ZM153 165H152L151 167H153ZM170 165H171V164H170ZM251 165H252V164H251ZM20 166H21V165H19V167H20ZM23 166H22V168H23ZM30 166H31V165H30ZM35 166H36V165H35ZM72 166H73V165H72ZM113 166H114V165H113ZM116 166H117V165H115V167H116ZM124 166H125V165H124ZM124 166H123V167H124ZM129 166H130V165H129ZM140 166H141V165H140ZM147 166H148V165H147ZM147 166H145V167L147 168ZM155 166H156V165H155ZM167 166L170 167L169 164H167ZM189 166H190V164H189ZM199 166H200V165H199ZM232 166H233V165H232ZM241 166H242V165H241ZM244 166H245V165H244ZM24 167L27 168V167H29V166H26V165H25ZM104 167H105V166H104ZM118 167H119V165H118ZM125 167H126V166H125ZM162 167H166V166L163 165ZM172 167H173V166H172ZM172 167H170V170H171ZM191 167H192V166H191ZM222 167H223V166H222ZM22 168H21V170L24 169V168H23V169H22ZM33 168H34V167H33ZM67 168H68V165H66L65 170H67ZM105 168H106L105 170L108 171V170H107V167H105ZM119 168H120V167H119ZM138 168H139V167H138ZM141 168H142V166L140 167V169H141ZM143 168H144V167H143ZM143 168H142V169H143ZM153 168H154V167H153ZM156 168L158 169V167H156ZM159 168H160V167H159ZM173 168H174V167H173ZM177 168H178V167H177ZM189 168H190V167H189ZM195 168H196V167H195ZM248 168H250V167H248ZM63 169H64V168H63ZM68 169H69V171H70L71 167H69ZM74 169H75V166H74ZM74 169H72V170H74ZM76 169H77V168H76ZM127 169H128V168H127ZM130 169H132L131 166H130ZM167 169L169 170V168H167ZM182 169H183V168H182ZM190 169H191V168H190ZM246 169H247V168H246ZM7 170H10V168L8 167ZM30 170L33 171L34 169L30 168ZM88 170H89V169H88ZM105 170H104V171H105ZM113 170H114V167H113ZM113 170H112V172H111V171H108V172H111L112 174H114V173H113ZM115 170H116V169H115ZM119 170H122V167H121V169H119ZM119 170H118V171H119ZM133 170H134V169H133ZM148 170H149V168H148ZM150 170H152L153 172L150 171ZM150 170H149V171L144 170V171H145L146 173H147V172H148V173L152 172V173H150L151 175H152L153 173H156V171H154L153 169H150ZM160 170H161V168H160ZM160 170H159V172H160V175H159V176H161V171H160ZM163 170H165V169L163 168ZM176 170H177V169H176ZM185 170L187 171V169H185ZM185 170H184V171H185ZM23 171H24V172H27V169H24ZM32 171H31V172H32ZM35 171H36V170H35ZM74 171H75V170H74ZM106 171H105V172H106ZM126 171H127V170H126ZM128 171H129V170H128ZM131 171H132V170H131ZM131 171H129V172H131ZM135 171H136V170H135ZM174 171H175V170H174ZM177 171H178V170H177ZM228 171H229V169H228ZM233 171H234V170H233ZM9 172H10V171H8V173H9ZM31 172H30V173H31ZM63 172H64V171H63ZM67 172H68V171H67ZM67 172H66V173H67ZM108 172H107V173H108ZM114 172H117V171H114ZM119 172H120V171H119ZM129 172L124 173V174H121V177H122V178L124 177V179H125L126 181H128V178H129L130 176H131V179H132V177L134 176L133 171H132L133 176H132L131 173L128 174ZM141 172H143V171H141ZM166 172H167V171H166ZM166 172H164V173H166ZM168 172L171 173V171H168ZM175 172H176V171H175ZM175 172H174V173H175ZM181 172H182V170H181ZM0 173H1V172H0ZM3 173H4V172H3ZM5 173H6V170H5ZM28 173H29V170H28ZM89 173H90V172H89ZM138 173H139V172H138ZM164 173H163L162 175H165ZM172 173H173V171H172ZM176 173H178V172H176ZM46 174H47V173H46ZM49 174H48V177H50ZM67 174H68V173H67ZM70 174H71V173H70ZM102 174H103V172H102ZM108 174H110V173H108ZM125 174H126V175L128 174V175H127L128 178H126ZM136 174H137V172H135V176H136ZM157 174H159V173L157 172ZM168 174H169V173H168ZM23 175H24V174H23ZM122 175H124V176H122ZM129 175H130V176H129ZM138 175H139V174H138ZM140 175H141V174H140ZM140 175H139V177H143V173H142V176H140ZM144 175H146V174H144ZM153 175H155V174H153ZM179 175H180V174H179ZM223 175H224V174H223ZM0 176H1V175H0ZM10 176H11V175H10ZM42 176H43V175H42ZM54 176H53V178H54ZM67 176H68V175H67ZM90 176H91V175H90ZM106 176H107V175H106ZM146 176L148 177L149 175H146ZM159 176L157 175V177H159ZM166 176H167V175H166ZM169 176H170V175H169ZM175 176H176V174H175ZM221 176H222V175H221ZM257 176H258V175H257ZM44 177H45V176H44ZM58 177H60V176H58ZM71 177H72V176H71ZM115 177H116V175H115ZM147 177H145V180H147ZM163 177H164V176H163ZM167 177H168V176H167ZM179 177H180V176H179ZM258 177H259V176H258ZM21 178H22V176H21ZM51 178H52V176H51ZM51 178H46V179H48V180L50 179V181H53L54 179H51ZM75 178H76V177H75ZM108 178H109V177H108ZM134 178H135V177H134ZM164 178H165V177H164ZM174 178H175V177H174ZM221 178H222V177H221ZM30 179H31V178H30ZM37 179H38V178H37ZM44 179H45V178H44ZM56 179H57V178H56ZM56 179L54 180V182L56 181ZM60 179H61V178H60ZM131 179H130V180H131ZM140 179H141V178H140ZM143 179H144V177H143ZM154 179H157V178L155 177ZM168 179H169V178H168ZM170 179H171V178H170ZM170 179H169V180H170ZM175 179H176V178H175ZM180 179H181V178H180ZM187 179H188V178H187ZM248 179H249V178H248ZM7 180L10 181V177L5 176L3 184H5V182H6ZM16 180H17V179H16ZM125 180H121V179H120V180H119L120 183L117 182V184L119 185V184H121V182L123 183V181H124V183H125ZM134 180H135V179H134ZM134 180H133V181H134ZM138 180H139V179H138ZM145 180H144V181H145ZM150 180H151V179H149V181H150ZM158 180H159V179H158ZM160 180H161V179H160ZM163 180H164V179H163ZM189 180H190V179H189ZM189 180H188V181H189ZM237 180H239V179H237ZM251 180H252V179H251ZM45 181H46V180H45ZM50 181H49V182H50ZM88 181H89V180H88ZM116 181H117V180H116ZM139 181H140V180H139ZM142 181H143V180H142ZM147 181H148V180H147ZM147 181H146V182H147ZM13 182H14V181H13ZM49 182H47V183L49 184ZM64 182H65V181H64ZM130 182H132V181H130ZM146 182H144L143 185H144ZM178 182H179V181H178ZM182 182H183V180H182ZM190 182H191V181H190ZM51 183H53V182H51ZM51 183H50V184H51ZM110 183H111V182H110ZM124 183L122 184V186H123V185H124V186L126 185V183H125V184H124ZM133 183H135V181H134ZM141 183H142V182H141ZM150 183H151V182H150ZM163 183H164V182H163ZM168 183H170V182L168 181ZM171 183H173V182H171ZM223 183H224V182H223ZM262 183H263V182H262ZM8 184H9V183H8ZM48 184H47V185H48ZM54 184H55V183H54ZM54 184H53L52 186H54ZM69 184H70V183H69ZM129 184H130V183H128V185H129ZM135 184H136V183H135ZM135 184H133V185L135 186ZM139 184H140V183H139ZM146 184H147V183H146ZM146 184H145V186H146ZM159 184H160V182H159ZM159 184H158V185H159ZM174 184H175V183H174ZM174 184H173V185H174ZM176 184H177V183H176ZM61 185H62V184H61ZM63 185H64V184H63ZM67 185H68V184H67ZM133 185H132V183H131V185H130L129 187H132ZM141 185H142V184H141ZM143 185H142V186H143ZM148 185H149V182H148L147 186H148ZM154 185H155V184H154ZM154 185H153V189H154ZM160 185H162V182H161ZM177 185H178V184H177ZM260 185H261V184H260ZM260 185H259V186H260ZM0 186H2V185H0ZM52 186H51V187H52ZM55 186H58V184L56 183ZM65 186H66V185H65ZM69 186H70V185H68V188H69ZM71 186H72V185H71ZM76 186H77V185H76ZM110 186H111V185H110ZM134 186H133V187H134ZM142 186H141V188H142ZM149 186H150V185H149ZM155 186H156V185H155ZM180 186H181V185H180ZM240 186H241V185H240ZM246 186H247V185H246ZM45 187H46V186H45ZM59 187H60V186H59ZM63 187H64V186H63ZM112 187H113V186H112ZM115 187H116V186H115ZM118 187L120 188L121 185L118 186ZM135 187H136V186H135ZM150 187H152V186H150ZM150 187H149V188H150ZM159 187H160V186H159ZM159 187H158V188H159ZM185 187H186V186H185ZM49 188H50V187H49ZM54 188H56V187H54ZM143 188H144V187H143ZM143 188H142V189H143ZM177 188H178V187H177ZM259 188H260V187H259ZM44 189H45V188H44ZM59 189H60V188H59ZM70 189H71V188H70ZM104 189H105V188H104ZM117 189H118V188H117ZM117 189H115V190H116L117 192H119ZM123 189L125 190V188H122V191H123ZM128 189L130 190V188H128ZM131 189H132V188H131ZM142 189H141V190H142ZM146 189H147L146 187H145V189H143L144 192H145ZM160 189H161V188H160ZM162 189H163V187H162ZM213 189H214V188H213ZM30 190H31V189H30ZM135 190H136V189H135ZM143 190H142V191H143ZM149 190H150V189H149ZM155 190H156V188H155ZM163 190H164V189H163ZM171 190H172V189H171ZM177 190H178V189H177ZM18 191H19V190H18ZM63 191H64V190H63ZM63 191H62V192H63ZM106 191H108V190H106ZM112 191H114V187H113V190H112ZM131 191H132V190H131ZM133 191H134V190H133ZM142 191H141V193H142ZM151 191H152V188H151ZM234 191H235V190H234ZM234 191H233V192H234ZM56 192H57V191H56ZM110 192H111V191L109 190V193H110ZM120 192H121V191H120ZM120 192H119V194H122V193H120ZM124 192H125V191H124ZM134 192H135V191H134ZM144 192H143V194H146V193H144ZM152 192H153V191H152ZM168 192H172V191H168ZM107 193H108V192H106V194H107ZM115 193H116V192H115ZM126 193H127V192H126ZM128 193H131V192H128ZM128 193H127V194H128ZM139 193H140V191H139ZM147 193H148V189H147ZM156 193H158V191H157ZM172 193H175V192L173 191ZM207 193H208V192H207ZM59 194L61 195V193H59ZM64 194L66 195L67 193H64ZM104 194H105V193H104ZM137 194H138V193H137ZM152 194H153V193H152ZM152 194H151V195H152ZM161 194H162V193H161ZM182 194H183V193H182ZM25 195H27V194H25ZM33 195H34V194H33ZM51 195H52V194H51ZM128 195H129V194H128ZM128 195L126 196V198L128 197ZM138 195H139V194H138ZM155 195H156V194H155ZM157 195H158V194H157ZM157 195H156V196H157ZM211 195H212V194H211ZM47 196H48V195H47ZM54 196H55V195H54ZM54 196H53V197H54ZM57 196H59V195L57 194ZM62 196H63V195H62ZM106 196H107V195H106ZM106 196H105V198H106ZM121 196H123V195H121ZM124 196H125V193H124ZM146 196H147V195H146ZM171 196H172V195H171ZM238 196H239V195H238ZM2 197H3V196H2ZM69 197H70V196H69ZM134 197H135V196H134ZM139 197H142V195L140 194ZM139 197L137 196L138 199H139ZM144 197H145V195H144ZM144 197H142V198H144ZM65 198H66V197H65ZM105 198H104V199H105ZM107 198H108V197H107ZM112 198H113V197H112ZM120 198H121V197H120ZM122 198H123V197H122ZM129 198H130V197H128V200L131 201ZM160 198H161V197H160ZM166 198H167V197H166ZM177 198H178V197H177ZM180 198H181V197H180ZM235 198H236V196H235ZM237 198H238V197H237ZM14 199H15V198H14ZM24 199H25V198H24ZM29 199H30V197H29ZM62 199H63V198H62ZM113 199H114V198H113ZM124 199H125V198H124ZM144 199H145V198H144ZM181 199H182V198H181ZM250 199H251V198H250ZM60 200H61V199H60ZM126 200H127V199H126ZM133 200H134V198H133ZM177 200H178V199H177ZM231 200H232V199H231ZM66 201H67V200H66ZM110 201H111V200H110ZM110 201H109V203H110ZM139 201H140V202H141V201L143 202V200H141V198H140ZM158 201H159V200H158ZM169 201H170V200H169ZM28 202H29V201H28ZM28 202H26V203H28ZM63 202H64V201H63ZM142 202H141V204H143ZM144 202H145V201H144ZM176 202H177V201H176ZM7 203H8V202H7ZM11 203H12V202H11ZM29 203H30V202H29ZM48 203H49V202H48ZM55 203H56V202H55ZM65 203H66V202H65ZM67 203H68V202H67ZM115 203H116V201H115ZM228 203H229V202H228ZM53 204H54V203H53ZM53 204H51V205H53ZM59 204H60V203H59ZM129 204H131V203H129ZM137 204H139V203H137ZM144 204H145V203H144ZM239 204H240V203H239ZM66 205H67V204H66ZM105 205H106V203H105ZM114 205H116V204H114ZM164 205H165V204H164ZM24 206H25V205H24ZM29 206H30V205H29ZM106 206H107V205H106ZM209 206H210V205H209ZM238 206H239V205H238ZM254 206H255V205H254ZM254 206H252V207H253L252 210H255V207H254ZM26 207H27V206H26ZM56 207H57V206H56ZM127 207H128V206H127ZM137 207L139 208V206H137ZM141 207H142V206H141ZM16 208H17V207H16ZM49 208H50V207H49ZM68 208H69V207H68ZM143 208H144V207H143ZM227 208H228V207H227ZM243 208H244V207H243ZM31 209H32V208H31ZM45 209H46V208H45ZM124 209H126V207H125ZM127 209H129V208H127ZM141 209H142V208H141ZM141 209H139V210H141ZM158 209H159V208H158ZM222 209H223V208H222ZM241 209H242V208H241ZM18 210H19V209H18ZM42 210H43V209H42ZM217 210H219V209H217ZM8 211H9V210H8ZM105 211H106V210H105ZM141 211H142V213L144 212V210H141ZM141 211H140V212H141ZM158 211H159V210H158ZM258 211H259V210H258ZM26 212H27V211H26ZM126 212H127V211H126ZM221 212H222V211H221ZM251 212H253V211H251ZM260 212H261V211H260ZM6 213H7V212H6ZM54 213H55V212H54ZM104 213H105V212H104ZM127 213H128V212H127ZM222 213H223V212H222ZM253 213H254V212H253ZM255 213H256V211H255ZM22 214H23V213H22ZM51 214H52V213H51ZM56 214H58V213H56ZM67 214H68V213H67ZM67 214H66V215H67ZM107 214H110V213H107ZM140 214H141V213H140ZM143 214H144V213H143ZM204 214H205V213H204ZM206 214H207V213H206ZM251 214H252V213H251ZM103 215H104V214H103ZM215 215H217V214L215 213ZM261 215H263V214H261ZM252 216H253V215H252ZM254 216H255V214H254ZM254 216H253V217H254ZM8 217H9V216H8ZM49 217H50V216H49ZM105 217H107V219L110 218L109 216H105ZM186 217H187V216H186ZM259 217H260V216H259ZM40 218H41V217H40ZM64 218H65V217H64ZM64 218H63V219H64ZM153 218H154V217H153ZM45 219H46V218H45ZM60 219H61V218H60ZM107 219H106V220H107ZM252 219H254V218H252ZM126 220H128V219H126ZM182 220H183V219H182ZM224 220H225V219H224ZM232 220H233V219H232ZM32 221H33V220H32ZM52 221H53V219H52ZM59 221H60V220H59ZM187 221H188V220H187ZM211 221H212V220H211ZM27 222H28V221H27ZM40 222H41V221H39V223H40ZM54 222H55V220H54ZM107 222H108V221H107ZM126 222H127V221H126ZM205 222H206V221H205ZM212 222H213V221H212ZM215 222H216V221H215ZM244 222H245V221H244ZM254 222H255V221H254ZM259 222H260V220H259ZM12 223H13V222H12ZM48 223H49V222H48ZM127 223H128V222H127ZM134 223H135V222H134ZM134 223H133V224H134ZM179 223H180V222H179ZM181 223H182V222H181ZM203 223H204V222H203ZM248 223H249V222H248ZM248 223H247V224H248ZM43 224H45V223H43ZM140 224H141V223H140ZM149 224H150V223H149ZM170 224H171V223H170ZM206 224H208V223H206ZM254 224H255V223H254ZM257 224H258V223H257ZM64 225H66V224H64ZM182 225H183V223H182ZM202 225H203V224H202ZM209 225H210V224H209ZM212 225H213V224H212ZM258 225H259V224H258ZM3 226H4V225H3ZM42 226H43V225H42ZM190 226H191V225H190ZM218 226H219V225H218ZM230 226H231V225H230ZM250 226H251V225H250ZM255 226H257V225H255ZM261 226H262V225H261ZM10 227H11V226H10ZM49 227H50V226H49ZM173 227H174V226H173ZM177 227H178V226H177ZM187 227H188V226H187ZM194 227H195V226H194ZM199 227H200V226H199ZM252 227H253V225H252ZM44 228H45V227H44ZM230 228H231V227H230ZM258 228H259V227H258ZM173 229H174V228H173ZM195 229H196V228H195ZM245 229H246V228H245ZM250 229H251V228H250ZM259 229H260V228H259ZM259 229H258V230H259ZM131 230H132V229H131ZM185 230H186V229H185ZM236 230H237V229H236ZM252 230H253V229H252ZM254 230H255V229H254ZM258 230H257V231H258ZM40 231H41V229H40ZM55 231H56V230H55ZM65 231H66V230H65ZM125 231H126V230H125ZM192 231H193V230H192ZM210 231H211V230H210ZM241 231H243V230L241 229ZM250 231H251V230H250ZM250 231H249V232H250ZM257 231H256V232H257ZM44 232H45V231H44ZM60 232H61V231H60ZM60 232H59V233H60ZM136 232H137V231H136ZM211 232H212V231H211ZM244 232H248V231H244ZM251 232H252V231H251ZM32 233H33V232H32ZM34 233H35V232H34ZM56 233H57V232H56ZM68 233H69V232H68ZM206 233H207V232H206ZM241 233H242V232H241ZM23 234H24V233H23ZM80 234H81V233H80ZM182 234H183V233H182ZM246 234H247V233H246ZM19 235H20V233H19ZM194 235H195V233H194ZM218 235H220V234H218ZM55 236H56V235H55ZM58 236H59V235H58ZM62 236H63V235H62ZM185 236H186V234H185ZM223 236H224V235H223ZM240 236H242V235L240 234ZM253 236H254V235H253ZM45 237H46V236H45ZM59 237H60V236H59ZM186 237H187V236H186ZM65 238H66V237H65ZM189 238H190V236H189ZM191 238H192V237H191ZM251 238H252V237H251ZM256 238H257V237H256ZM78 239H79V238H78ZM179 239H180V237H179ZM217 239H218V238H217ZM185 240H186V239H185ZM187 240H189V239H187ZM259 240H260V239H259ZM52 241H53V240H52ZM65 241H66V240H65ZM177 241H178V240H177ZM230 241H231V240H230ZM254 241H255V240H254ZM66 242H67V241H66ZM213 242H214V241H213ZM262 242H263V241H262ZM215 243H216V242H215ZM260 243H261V242H260ZM68 244H69V243H68ZM72 244H73V243H72ZM9 245H10V244H9ZM22 245H24V244H22ZM161 245H162V244H161ZM216 245H217V244H216ZM216 245H215V246H216ZM252 245H253V244H252ZM18 246H19V245H18ZM63 246L65 247V245H63ZM162 246H163V245H162ZM165 246H166V245H165ZM48 247H49V246H48ZM76 247H77V246H76ZM167 247H168V246H167ZM218 247H219V246H218ZM17 249H18V247H17ZM58 249H59V247H58ZM58 249H57V250H58ZM67 250H68V249H67ZM58 251H59V250H58ZM160 251H161V250H160ZM43 252H44V251H43ZM140 252H141V251H140ZM36 253H37V252H36ZM56 253H57V252H56ZM141 253H142V252H141ZM60 254H61V253H60ZM153 254L155 255V253H153ZM159 254H161V253H159ZM17 255H18V253H17ZM48 255H49V253H48ZM58 255H59V254H58ZM20 256H21V255H20ZM23 256H24V255H23ZM68 256H69V255H68ZM68 256H67V257H68ZM18 257H19V256H18ZM50 257H51V256H50ZM2 258H3V257H2ZM26 258H27V257H26ZM47 258H48V257H47ZM68 258H70V257H68ZM20 259H21V258H20ZM23 259H24V258H23ZM44 259H45V258H44ZM62 259H63V258H62ZM64 259H66V258H64ZM97 259H98V258H97ZM39 260H40V259H39ZM59 260H60V259H59ZM153 260H154V259H153ZM153 260H152V261H153ZM214 260H215V259H214ZM21 261H22V264H23V260H21ZM25 261H26V260H25ZM53 261H54V260H53ZM64 261H65V260H64ZM166 261H167V260H166ZM168 261H169V260H168ZM216 261H217V260H216ZM27 262H28V261H27ZM40 262H41V261H40ZM42 262H43V261H42ZM56 262H57V261H56ZM98 262H99V261H98ZM164 262H165V261H164ZM24 263H25V262H24ZM154 263H155V262H154ZM214 263H215V262H214ZM19 264H20V263H19ZM62 264H63V263H62ZM64 264H65V262H64Z\"/></svg>", "mask_w": 264, "mask_h": 264}]
</instances>
